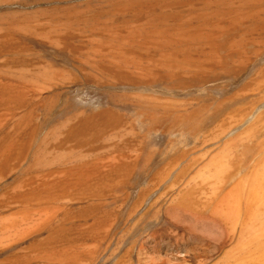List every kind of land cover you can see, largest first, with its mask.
Wrapping results in <instances>:
<instances>
[{
    "label": "rangeland",
    "instance_id": "obj_1",
    "mask_svg": "<svg viewBox=\"0 0 264 264\" xmlns=\"http://www.w3.org/2000/svg\"><path fill=\"white\" fill-rule=\"evenodd\" d=\"M127 1L126 0H117V1L116 0H0V62L2 63V61L3 62L5 61L4 63L11 65V64H13L12 63V57H14V59H16L15 56L18 55V58H19V59L17 58L19 60L18 65L23 61L19 65L18 71L20 68H23L25 66L26 67L30 66L29 68H32L31 70L28 69V71H30V73L32 72L31 74L27 71V68H23L24 73H25V69L27 71V73H25V76H26V74L28 75L25 78L22 76L24 79H26V80L23 79V82L27 81V84H28L29 79L34 80L36 77L38 78L37 80H39V77L42 74H44V75L42 76V78L40 77V81H37V83L42 84L44 80L45 81L48 80L47 79L48 77L51 80V81L48 80L49 83L51 82L50 84L46 81L48 83L47 87H46L47 83H45V81H44V83L46 84L45 87L47 89L45 90L44 87H42V88H44L45 91L37 83L36 84L38 85V87L34 88V86H36V84H34L33 82H36V80H34V81L32 80L33 82L31 81L32 83H29L30 85L33 86L34 92L32 91L31 86L27 85L26 83L25 84L30 88H27L25 90L24 86H26V85L23 84L22 81H18L21 79H19V78L17 79L18 75L20 76V78H22L21 75L23 74L22 73L23 71L21 72L22 73L21 75L19 73V74H17V76H16V73L14 72L15 69H17L16 67L18 65L15 66V64H13L15 66L14 67L15 69L13 67H11V70L13 68V72H11L10 69L7 71L8 67H6V66H8V65H5L4 63L0 64V65H2V67L0 66V70H1L0 76L3 72L4 73L11 72L10 74L8 73L7 75L2 74V76L5 75L7 77L1 76V80H0L1 81L0 82V96L3 93L4 94L6 93L5 95L3 94L1 96L2 98L0 97V138L5 137L6 140H8L7 141L8 143L5 141H4L5 142L4 143L2 141L3 139L0 140V154H1L0 158L2 157L0 159L1 160L0 165H1L2 161L5 159H7V161H8L7 164L11 163L10 165L9 164L7 165V164H5V162H3L6 166L5 167H4V165L0 166L1 167V169H0V173H1V175H0V177H1L0 178V225H1V227H0V229H1V231H0V264H246L247 262H248L247 264H254V262H256L258 260V259H253V258L249 257L248 253H247V251H248L247 248H249V246H250L249 245L250 237L252 236V235H250L251 227L253 225L255 226L256 224L253 221V225H252L251 224L252 220L250 218H249L250 220H248L249 214H248V211H246L244 209V205H243L242 201L240 204L242 208H240V205L236 206V203H233L236 200V199L233 200V198H235V196H237V195H239V196L241 195V198L243 199L242 196L246 192L243 191V189L241 188L242 184H243L242 181H245L246 178H248L250 176L249 172H252L253 170L255 172L258 170V166L260 167V163L262 160L261 158L264 157V124H263L264 123V116H263L264 114L263 115L260 114L261 111H262L261 113L264 112V110H263L264 109V80H263V78H264V66L262 67V65H264V52H262V51H264V49H262L264 47V42H263L264 41V10H263L264 4H262L261 6L260 5L259 6L258 5H246L240 9V8H238L236 3H228L227 0H221V3H224V5H227L226 8L228 10L232 9V11L229 10L231 15H234L236 13L235 11H237L238 15L245 16L244 18H242V17H239L237 19L232 18V21L234 20L237 23L236 29L232 28L227 33H224L216 41H213V40L211 42L209 41L210 45L209 44L203 45L202 44L203 42L199 41V45H200L199 47L194 46L190 43H188L186 45H182L180 47L178 45H171V44H167L165 42H160L157 45L149 44V42H151V39L153 38V34L150 31L151 30H158V29H159L158 31H163L165 29L166 30H169V29L175 30L177 28L187 30L188 27L196 26L197 23H199V25L202 24V25L206 26V31L210 30V31H212V33H214L213 30L210 29L209 24H210V22H217L220 26L224 25V24H222L224 21L221 20V15H223V13L221 11L220 12H218V11L213 12V9L206 8L204 10L199 11V13L198 12H180L178 8L175 9L173 6L180 5V6H183L185 8L186 5H194L195 4L194 6L201 7V6H203L202 5L203 2H206V1L209 2L210 1V2L214 3L215 0H189V1L188 0H184V1H181V0H168V1L167 0H146V1L145 0L144 1L143 0H127ZM143 2H145V3H143ZM132 3H134L136 5H134ZM150 4H152V5H150ZM124 6L126 8H124ZM229 6L231 8H229ZM113 8H114V11H113ZM123 8H124V10H123ZM257 8H259V9L256 10ZM134 9H135V11H134ZM156 9H158V10H156ZM238 9H239V11H238ZM118 10H121V11H118ZM126 11H127V13H126ZM146 12H147V14H146ZM142 13H143V15H142ZM256 13H257V15L259 14L261 16L256 15V18L254 19ZM103 14L104 15L107 14V16H109V17L104 16ZM134 14H135V16H134ZM193 14H194V16H193ZM111 17L113 18L112 20H111ZM144 17H147V18H144ZM224 17H222L223 20H226L227 18L225 17V19H224ZM233 17H235V15ZM88 18L89 19L92 18L91 19L92 21H90ZM102 18H103V20H102ZM142 18H143V21L141 22ZM79 19L81 21H79ZM118 19L121 21L119 22ZM134 19H136V21ZM151 19H153V20H151ZM259 19H260V21H259ZM73 20H75V21H73ZM125 20H127V22ZM197 20H198V22H197ZM69 21L71 23H67ZM128 21H129V23H128ZM62 22H64V24H62ZM146 22H148V23H146ZM262 22H263V25H262ZM65 23H67V24H65ZM78 24H80V25H78ZM81 24H83L84 26L83 25L81 26ZM114 24H115V26H114ZM130 24H131V26H130ZM101 25H103V27ZM119 25L122 28H120ZM157 25H159V26L157 27ZM86 26H89V27H86ZM168 26H169V28H168ZM70 27H71V29H70L71 31L69 30ZM75 27H76V29H75ZM81 27H82V29L84 27L83 30L86 32L88 29L89 34L87 35V33L85 32L87 36L84 35L85 33L81 29ZM132 27H134V28L131 30ZM137 27H138V29H136ZM85 28H86V30H85ZM143 28H145V29H143ZM79 29H81L82 32L79 31ZM98 29H99V31H98ZM103 29H104V32L106 31L105 33L103 32ZM134 29H136V31H134ZM253 29H254V31H252ZM60 31H62L63 33H61ZM110 31H112V32H110ZM120 31H121V33H120ZM199 31H200V29H199ZM242 31L243 32L245 31V32L243 33ZM56 32H58V33H56ZM65 32H67V33H65ZM69 32L71 33V35ZM79 32L82 34H80ZM124 32L126 35L124 34ZM91 33H93L94 36H91L92 35ZM98 33H99V35H98ZM132 33H133V38L139 39V36H140V42L143 41V42H145V44H142L141 47H140V45L136 44L137 46L135 47V45H134L135 40L134 39L132 40V37H131ZM66 34H67V40L64 41L62 38L65 39L66 36L64 37V35H66ZM52 35H54V39H50L51 38L50 36H52ZM89 35H90V37H89ZM256 35H258V36H256ZM56 36H58V37H56ZM95 36H98L99 38L96 37L95 38L96 40H95L94 39ZM161 36H163V35H161ZM215 36H216V34H214L212 36V38ZM48 37H50V38H48ZM123 37L125 38V40L127 39L126 42H124ZM141 37L144 40L141 39ZM256 37H259V38L256 39ZM8 38L11 39V42H9L10 40ZM52 38H53V36H52ZM59 38L63 42L62 43L60 41L61 42V45L59 43L60 46L57 45L59 42ZM74 38H76V40ZM115 38H118L117 41ZM230 38H232V39H230ZM13 39H14V43L16 42L15 45H13L14 44ZM98 39H100V40H98ZM234 40H236V41L234 42ZM252 40L255 42H253ZM84 41H85V45L83 44ZM87 41H88V43H87ZM96 41L101 43V44L98 43V45L100 46L99 48H101V49H99L97 47L98 45H96V43H97ZM67 42H69L70 44ZM94 42H96V43H94ZM102 42H103V44H102ZM113 42H114V44H113ZM131 42H132L133 46H131L132 45ZM10 43H12V44L10 45ZM109 43L113 44L112 46H114L116 44L113 47L114 48L113 50H111L112 46ZM51 44H53V45H51ZM80 44H83V45H80ZM107 44L109 46H111L110 48H108L109 47L108 46L107 47L108 49L106 47H104L105 45L107 46ZM217 44L220 45V47H217L218 46ZM228 44H230V45L228 46ZM65 45H72V46H70L71 50L69 51V49H68L69 46L67 47V49H64ZM95 45H96V47L93 48V46H95ZM118 45H119V47H118ZM151 45H154V46H151ZM11 46H13V48L15 46V49H16L15 50L16 53L14 54L15 56L12 54L13 52H11V51H14V49ZM16 46H17V48H16ZM76 46L78 47V49H76ZM81 46H82V48H81ZM101 46H103V48ZM116 46L118 47L117 48L118 50L120 48V50L125 51L126 54H125V52L117 51V49L115 50ZM79 47L82 50L85 49L86 47H88V48L90 47V50H88V48H86L87 51L86 52H85V50L82 51L84 53V54H82ZM123 47H125L126 49ZM138 47H139V49H138ZM151 47H152V49H150ZM153 47H155L156 50ZM176 47H178V48H176ZM184 47H186V49ZM215 47H217L219 49H217V48L215 49ZM65 48H66V46H65ZM97 48H98L99 52H97ZM122 48L125 50H123ZM238 48H240V49H238ZM106 49H107V52H108V50H110L111 53L114 50L115 51L112 54L111 53L109 54L110 51L106 54H103L105 52H102V51L103 50L106 51ZM136 49H137V51H136ZM225 49H226V51H225ZM237 49H238V52H237ZM253 49H255L256 51ZM8 50H11V51L9 52ZM78 50H79V52H78ZM94 50H96V52L98 54L101 53L102 55L100 54V56L98 57V55L95 53ZM100 50H102V51L100 52ZM177 50L180 52H178ZM4 51H6L7 53ZM139 51H140V53H139ZM162 51H164V52H162ZM212 51L215 52V54H212L213 53ZM75 52H78V53H75ZM118 52L120 53V55H118L119 57L117 56ZM201 52H202V54H201ZM240 52H242V53H240ZM4 53H6V55H7V57H5V58L9 59V60H7V62H6V60H4L5 58L1 60V58L4 56ZM8 53H11L9 57H8V55H9ZM74 53H75V55H72ZM85 53L87 55H85ZM144 53H145V55H144ZM154 53H155V55H154ZM107 54H109V55H107ZM123 54L125 56L127 55L128 57L127 56L125 57ZM207 54H209V56ZM11 55H12V57H11ZM91 55L94 57H92ZM130 55H132V56L134 55L135 57H129ZM186 55L189 59L186 57ZM19 56H22V58ZM145 56H146V58H145ZM231 56H233V57H231ZM25 57H26V59H25ZM114 57H115V59H113ZM141 57H143V58H141ZM183 57L185 60L191 61V63L190 62H186V63L180 62L179 63L178 61H182L181 59H183ZM212 57L215 59L220 57L219 58L220 63L218 65L217 64L214 65V63L211 64V62H206L207 61L206 59H208V60L213 59ZM221 57H222V59H221ZM77 58H78V60H77ZM80 58H82V59H80ZM124 58L125 59L127 58L126 60H129V61L133 59V61H131V62H133V63L135 62V63L134 64L130 63L129 61H126ZM130 58H132V59H130ZM152 58L155 60H152ZM231 58H232V60H231ZM242 58L244 61L242 60ZM248 58H250V60L252 59L251 62H249L250 60ZM23 59H25V61ZM79 59H80V61H79ZM110 59H111V61H110ZM119 59H121V60H119ZM145 59H146V61H144ZM198 59H199V62L192 63L193 61H198ZM81 60H83L85 62L83 63V61H81ZM87 60H89V61H87ZM115 60H116V64H115ZM134 60H136V61H134ZM14 61L16 62V60H14ZM112 61L114 63H112ZM80 62H82L83 64ZM128 62H129V64H128ZM152 62L154 65L152 64ZM242 62L243 63L245 62V63L243 64ZM142 63H144V64L142 65ZM224 63L226 64V66ZM248 63H250V64H248ZM16 64H17V62H16ZM23 64H24V66H23ZM90 64H93V66L95 65V67H93V66L90 67L91 66ZM137 64H139V65H137ZM165 64L168 67L180 66V65L182 66L183 64L185 66H189L192 68H193V66H194V68L200 67L199 68V79L195 80L196 82L198 81L197 84L194 80L189 81V83H188V81H185L182 79L179 80V79H176L175 77L173 79H171L174 76L173 73H170V72L166 73V71L163 72V70H161V68L162 69L166 68ZM239 64H240V66H239ZM103 65H104V67H103ZM131 65H133V66L131 67ZM245 65H246V67H245ZM3 66H5V67H3ZM20 66H23V67H20ZM101 66L103 68H105L106 66H109L111 68H105L106 70H105V72H103L104 69L103 68L101 69ZM128 66H130L129 69L126 68ZM78 67H81L83 69H80V68L78 69ZM85 67H87V68H85ZM96 67H97V69H96ZM98 67H100V69ZM158 67H160V68H158ZM226 67H227V69H226ZM1 68H4V69H1ZM5 68H6V70H5ZM9 68H10V66H9ZM148 68L149 69L152 68L150 70V73H152V74L153 73H155V74L159 73L158 74L159 76L156 78V80L153 79L151 81V79L150 80L146 79V76L149 78L151 76ZM214 68H215V70H214ZM89 69H91V70H89ZM111 69H112V75L110 76L108 74L109 73L111 74ZM119 69L122 71V73H121V71H119ZM122 69H124V70H122ZM159 69H160V71H159ZM200 69H202V71ZM233 69H235L234 70L235 72H232ZM83 70H85L86 72ZM115 71H116L117 76L113 75V73H115ZM92 72H94V74ZM239 72H242L241 75H239ZM13 73H15V74H13ZM53 74H55L56 76H54ZM66 74H68L69 76H67ZM89 74H90V76H89ZM92 74H93V76H95L94 78H93V76H91ZM97 74H99V76ZM137 74L139 76H137ZM235 74H236V77H235ZM254 74H256L257 79H256ZM29 75L31 77H29ZM32 75H36V76L35 77L33 76L34 78H32ZM49 75H52L51 76L52 78ZM87 75L91 78H89ZM143 75H144V77H143ZM160 75L163 78H161ZM62 76H64V78H65V76H67V78L64 80L62 78ZM100 76L102 77L101 78L102 81L99 78ZM113 76H115V78ZM120 76H122V77L120 78ZM132 76H133V78H132ZM56 78H57V80H55ZM103 78H105L106 80L108 79L109 81H106ZM113 78L115 80L112 81ZM122 78L125 80L123 81ZM131 78H132V80L135 79L136 82L132 81ZM41 79H42V82H41ZM91 79H93V80H91ZM157 79H159V80H157ZM170 79H171V81H170ZM252 79H253V81H252ZM154 80L156 82H154ZM247 80H248V82H247ZM121 81H123V82H121ZM128 81H129V83H128ZM250 81L253 83H251ZM108 82H110V83H108ZM120 82L122 83L121 84L122 87L118 86V85H120ZM181 82H183V83H181ZM17 83H19L18 86H17ZM134 83H136V84H134ZM145 83H146V85H144ZM147 83H149V85ZM151 83H152V85H151ZM180 83L183 84L184 86L181 85ZM11 84L13 86H11ZM111 84H112V87H110ZM124 84H125V86L123 88ZM137 84H138V86H137ZM140 84H142V85H140ZM159 84H160V86H157ZM178 84H179V86L181 85V87H179ZM4 85L6 86V88L4 87L6 92L3 90ZM165 85H167V86L165 87ZM244 85H245V87H247L246 89H245ZM10 86H11V88H10ZM129 86L130 87L133 86V88H129ZM252 86H254V87H252ZM242 88L244 90H242ZM20 89L23 91L21 92ZM41 89L44 92L39 93L38 91L39 90L42 91ZM151 89H153L154 91ZM171 89H173V90H171ZM248 89H249V91H247ZM29 90H30V93H29ZM31 91L33 94L31 93ZM126 91H127V93H126ZM133 91H134V93H133ZM150 91H153L154 93L150 92ZM169 91H170V93H172V95L171 94L169 95ZM136 92H138V93H136ZM10 93H12L13 95H11ZM21 93H23V94L21 95ZM124 93L126 94L127 97L124 96L125 95ZM9 94H10V96H9ZM31 94H32V96H31ZM37 94H38V96H37ZM143 94H145L146 96ZM24 95H26V96H24ZM45 95H47V96H45ZM131 95L135 96V98L138 95H143L142 96L143 98H146L147 96L149 97V95H150L151 97L153 96V99H155V100L158 99V101H160L161 103H164V101H165L166 103H169L172 105H166L165 111H163L165 109L164 107H156L154 112H151V110L147 111V109H144L141 106L139 107V105H138L139 103H137V101L135 103L134 101L136 99L134 100V97H132ZM161 95H163V96H161ZM5 96H7V97L5 98ZM15 96L17 97L16 98L17 102L19 101L18 104L15 101L16 100ZM33 96H34V98L26 101L27 99H29ZM13 97H14V99H13L14 101L10 100ZM39 97H40V99H39ZM41 97H42V99H41ZM46 97H48V98H46ZM122 97H123V99H121ZM37 98L39 100H37ZM127 98H128V100L126 101ZM132 98H133V100H132ZM6 99H8V101ZM24 100H25L26 104H24L25 103ZM31 100H33V101L31 102ZM45 100L48 103L44 102ZM35 101L38 102V104ZM39 101H41V103ZM97 101H98V103L95 104V102H97ZM168 101H171V102H168ZM6 102H7V104H6ZM129 102L131 105L129 104ZM27 103H28V105H27ZM44 103H46V104H44ZM161 103H159V104L161 105ZM1 105L3 106V108ZM133 105L135 106L134 108H137V107H139V108L134 109ZM23 106L26 108H23ZM167 107H168V109H167ZM9 108L12 110H10ZM27 109H29V110L31 109V111H28ZM104 109H106L105 111H107V112L109 110V112L108 113L105 112ZM139 109H142V111L143 110H145V111H143V113L140 111L141 113H139V111H138ZM169 109L172 113L168 111ZM15 110H17V111H15ZM98 110L99 111L102 110V114H101V111H100V114L103 116L99 115ZM20 111H21V113H20ZM24 111H26V112H24ZM134 111H137L138 113L134 112ZM27 112H28V114L26 115ZM93 112H95V113H93ZM146 112L153 113L157 119L155 118L154 121H152V119H151L152 122L149 121L148 119L150 117H149V114H147L148 117L146 116ZM164 112H166V113H164ZM92 113L93 114L98 113L97 118H95V115H93ZM104 113L106 114V117H108V122L110 121L111 123H107V122L103 121L105 119ZM144 113H145V116L144 115L141 116ZM76 114H77V116L78 115L79 116L78 117L75 116ZM136 114H138V115L141 114V115L138 116ZM159 114H160V116H159ZM163 114H166V115H163ZM168 114H170V115H168ZM197 114L199 115L198 116L199 118L197 117ZM111 115L112 116L114 115V116L112 117ZM257 115L259 117H257ZM260 115H262V116H260ZM28 116H30V117H28ZM115 116H118L121 119V121L117 117L115 119H113ZM21 117H23V118H21ZM93 117H94V119H92ZM109 117H111V119H113L114 121H116V119L119 120V122L116 121L117 123H115L117 125L114 124L113 120H109ZM143 117H145V118L147 117L148 119L147 118L143 119ZM1 118H3V119H1ZM261 118H263V119L261 120ZM164 119H165V121H164ZM156 120H157V123H156ZM166 120H168L169 122H167ZM180 120L181 121L183 120V121L181 122ZM86 121L88 122L87 125L85 123ZM31 122L34 123L33 125L37 130H34V129L32 130L33 126L31 125L32 124ZM95 122H99V124L98 123L95 124ZM103 122L105 124L104 130L109 129L108 130L109 134H108V132H106L107 134L105 135V131H107V130L104 131L101 129V127L103 126V124H102ZM150 122L152 123L151 125L149 124ZM254 122H256V123H254ZM27 123H28V125H27ZM78 123H79V125H78ZM119 123H121V124H119ZM247 123L249 125L251 124V126H248ZM80 124H83V125H80ZM24 125H26V126H24ZM91 125H93L95 127H93V126L91 127ZM100 125H102V126H100ZM106 125H108L107 128H106ZM109 125H112V131H111V127ZM1 126L3 127L2 129H1ZM7 126L8 127L10 126V128H8ZM97 126L98 127L100 126V128H98ZM113 126L116 129V131L113 129ZM245 126H247V128ZM84 127H85V129H84ZM242 127H243V129H242ZM29 128L31 129V131L29 130ZM58 128H60V129H58ZM249 128L251 130L253 128V130L250 131ZM72 129L74 131L76 129V131L78 133H76V131L74 132ZM77 129H79V130H77ZM94 129L95 130L98 129L101 132L104 131L103 133L105 136L103 135V133H101L103 135V137H100L101 136L100 131H98L99 132L98 133ZM254 129H255V131H254ZM11 130H12V133H10ZM246 130H248V132L249 131L250 132L248 133ZM6 131H8L7 133H10V134H7ZM32 131H34V132L37 131L38 134L37 135L36 134H34V135L30 134V133H32ZM53 131H55V132L53 133ZM24 132L26 134H24ZM49 132H51V134H49ZM57 132H59V133L57 134ZM65 132H66V135H65L66 138H64ZM72 132H73V134H72ZM122 132H124V133H122ZM3 133H4V135H3ZM97 133H98V135H97L98 139L94 138V137H96V135L92 136V135L97 134ZM243 133L246 134V136L243 135ZM5 134H6V136H5ZM12 134H13V136H14V134H16V135L14 137L12 136L11 137L12 140H11L9 138H10V135H12ZM47 134H49V135H47ZM70 134H72L73 137H71ZM116 134L118 135L117 137H116ZM18 135H19V139L17 138ZM45 135H47V136H45ZM69 135H70V138H73L72 140H74L75 142L76 141H78V142L75 143L72 140H70V138L68 137ZM121 135H123V136H121ZM24 136H25V138H23ZM49 136L51 138H49ZM76 136L79 138H77ZM28 137H30V138H28ZM34 137H36L35 142H34V140H35ZM87 137H91V138H89L87 140ZM99 137H100V139H99ZM230 137H232V139H229ZM235 137H236V139L237 138L238 139L236 140ZM62 138H64L65 140H63ZM245 138L246 139L248 138V140H246ZM25 139H27L30 142V144L33 143L31 146L29 144V146L31 147L30 148L31 151H30V149L28 150V147H29L28 144L25 142H22V141H26ZM48 139H50V140H48ZM66 139L70 140V141H67ZM227 139L229 141H227ZM234 139H235V142L233 141ZM244 139H245V141H244ZM15 140H17L18 142H16ZM85 140H87V142H89V144L88 143L86 144ZM89 140H91V141H89ZM13 141H14V143H13ZM19 141H20V143H19ZM28 141H26V142H28ZM45 141L47 142V144ZM61 141H62V143H61ZM226 141L229 143L226 144L227 143ZM259 141L262 142L263 146L259 145V144H261V142H259ZM39 142H42V143H40L41 145L39 144ZM43 142H44V144H43ZM70 142H72V143L70 144ZM83 142L85 143V145H83V146H85V149H83L84 147H82V145H81V144H84ZM24 143H25V145L27 144L26 145L27 150H24L26 148L25 145L23 146ZM35 143H38V144H35ZM59 143H61V144H59ZM74 143L77 146L79 144V147H81V148L76 147V148L71 149V147H73ZM112 143H114V144L118 143L119 147H118V144L115 146H110V145H113ZM256 143H257V145H256ZM6 144L8 145L7 148L10 147V148H8V150L6 148ZM14 144H18V145H16V147L13 149V146H15ZM53 144H54V146H53ZM224 144H226L225 146L228 147L227 149H225V147H224V149H225L224 151L226 153V150H227V153L229 154V155L226 154L227 156L225 155V157H224V153H223L224 151L222 150L223 147H221V149L219 148L220 150H218V147L222 146V145L224 146ZM254 144L258 148L254 147L255 146ZM1 145L3 146V148L1 147ZM33 145L34 146L37 145V146L34 147ZM63 145H64V147H63ZM76 145H74V147ZM17 146H18V149H17ZM22 146H23V148H21ZM50 146H51V148H49ZM66 146L67 147L69 146L68 149L67 148L64 149ZM259 146H262V147H259ZM4 147L6 149H4ZM32 147H33V149H32ZM39 148L43 151H41ZM59 148H62V149H59ZM245 148H247V150H245ZM19 149L23 150L22 151L23 154L20 152H18L19 154L17 153V151ZM259 149H260V152L258 151ZM21 150H19V151H21ZM34 150H36V151H34ZM14 151L17 154H15V156L14 155L12 156V153L10 154V152H14ZM56 151H57V153H55ZM70 151H71V153H70ZM80 151H82V152H80ZM83 151H84V153H83ZM257 151L259 154L257 153ZM218 152L222 153L221 155H223V156H221ZM215 153H217L219 155L215 156ZM50 154H51V156H50ZM80 154H82L81 157H79ZM119 154H121V155L116 157V158L114 157L115 155L117 156ZM211 154H212L213 158L209 157V156H211ZM26 155H28L27 156L28 158H30V156H32V157L30 159H28L27 157H25ZM53 156H54V158H53ZM90 156H92V159L90 158ZM219 156L223 157L222 159L226 158L224 160L230 159L229 157L232 156L231 159L227 160V161L231 162L233 159H235L236 164L238 161H239V163H241L240 161H243L242 162L243 164H241V165L238 164L240 167L239 168L238 165L234 167L235 161H232L233 165H232V162L231 163L228 162V164H227V161H226V163H225V161H222V163H221L222 159L219 161L218 159L221 158ZM233 156H235V157L238 156L239 158L238 157L233 158ZM36 157H37V160H36ZM67 157H68V159H66ZM208 157L210 158L209 161H212V160L214 161V162L212 161L211 164L212 163L214 164L215 162H217L216 163L217 165L214 164V166H212L213 168H211L212 171L210 170V172H208L209 170L208 171L206 170V167L202 163L204 160H206L205 158H208ZM21 158L25 159V161L20 160ZM79 158H81V159H79ZM82 158H83V160H82ZM97 158H100V160ZM102 158H103V160H101ZM114 158L116 161H114ZM125 158H127V159H125ZM259 158H260V160H259ZM8 159H10V160L14 159V160H12V162L11 161L9 162ZM60 159H61V162H60ZM95 159H97V160L94 163L93 160H95ZM123 159L125 162L123 161ZM239 159H242V160H239ZM257 159L259 161H257ZM86 160H87V162H84ZM120 160H121V162H120ZM215 160H217V161H215ZM13 161H15V163ZM62 161H64V162H62ZM22 162H23V165H21ZM24 162L27 163V165H26V166H28L27 168H24L25 167ZM78 162H79V164H80V162L83 163L82 166H84V171H86V169H88V166L90 163L93 166L90 164L91 167H89L90 169H88L85 172L86 173L85 174V173H83V170H82L83 167H81L82 169L81 168L79 169V166H81V165H77ZM97 162H98V165H97ZM16 163L17 164L19 163L17 167H16V165H17ZM74 163L78 169L76 168V166L74 167ZM123 163L124 164L126 163V164L124 165ZM204 163H205V165H208L207 160ZM12 164L13 165L16 164V165H14L15 167ZM32 164L34 166H32ZM61 164H64L67 169L63 168L64 165L60 166ZM200 164L201 165L203 164L202 167H204L205 169L204 168L200 169L201 168ZM209 164H210V162H209ZM223 164H225L226 167ZM229 164L231 165L230 167H229ZM11 165L14 167L13 168L14 171L12 170V173L7 172V171H11L9 169V168H12ZM54 165H55V167H53ZM252 165H254V167ZM21 166H22V168H24V170L22 169L24 172L21 171ZM30 166H31V168H30L31 171H29V169H28ZM49 166H51V167H49ZM94 166H95V168H94ZM96 166L99 167V170L97 169ZM105 166L107 168H105ZM218 166H219V170H220V168L222 169L221 172L217 170ZM56 167H57V169L63 168L61 170L62 172L56 170L57 171V173H56L55 172ZM69 167L70 168L73 167L72 170L68 169ZM100 167H101V169H100ZM119 167H122L123 170L121 168L122 171L119 170V172H116ZM208 167H209V165H208ZM237 167L239 170L238 172H237ZM251 167L253 170L251 169ZM15 168H17L18 170L16 171ZM19 168H20V170H19ZM36 168H38V170ZM93 168H94V170H91ZM227 168H229V169L227 170ZM231 168H233V169L230 171ZM75 169L78 171L82 170V172H81L82 174L79 172H76ZM106 169H108L107 173L105 171L104 172L105 174H104L103 171ZM197 169H199V171ZM249 169H251L252 171ZM100 170H102V173L104 175H106L105 177H103L102 176L103 174L99 172ZM200 170H204V171H200ZM214 170H217V171H214ZM91 171H98L99 174H95L97 172H91ZM206 171L208 173H211V176H210V174H208L211 178L208 177V175L206 174ZM224 171H226L227 173ZM246 171L248 172V174H246L247 173ZM15 172L17 173L16 179L14 178V176L16 174ZM58 172H59V174H58ZM73 172H75V173H73ZM195 172H197V174ZM219 172H220V174H219ZM244 172H246L245 173L246 176L243 175ZM4 173L5 174L8 173V175L5 176ZM87 173H89L90 176ZM215 173H216L217 177L215 176ZM40 174H41V176H40ZM202 174H203V176H201V178L199 179L200 175H202ZM204 174L206 177H204ZM18 175H19V177H18ZM20 175H21L22 179H21ZM29 175H30V177H29ZM64 175L65 176L67 175L66 176L67 178ZM197 175H199V176H197ZM78 176H79V178H78ZM87 176H89V177H87ZM92 176H95V177H92ZM218 176H219V178H218ZM226 176H228L229 178H227ZM233 176H235V177H233ZM241 176H245L246 178L241 177ZM63 177H65L66 179ZM90 177L93 178V180ZM231 177H233L232 180H230ZM238 177H239V179H238ZM28 178H29V180H27ZM58 178H60V180ZM84 178H85L86 182L83 180ZM101 178H105L107 181L104 179L101 182L100 181ZM203 178H205V179L210 178V179H208V181L207 180L204 181L205 182L204 184L208 185V186H206V185L205 186L209 189L210 192L207 190L206 187L203 186L204 184L201 183L202 181L201 182L199 181V180H202ZM216 178H218L219 180ZM244 178H245V180H244ZM14 179L16 181V185L12 183V182L15 183ZM40 179H41V182L43 181V183H40ZM63 179H64V181L66 180V183L67 182L68 183L66 184L65 182H63L62 181ZM79 179H82V180H80V182L83 184V181H84L85 184L81 185V184H79L80 182L77 183L79 181ZM228 179L230 182L228 181ZM234 179H236L237 181ZM210 180H212L213 182L212 181L210 182ZM215 180L217 181V183L219 181L217 186L215 185L216 184ZM29 181H30V183H28ZM46 181H47L46 187H43L42 185L45 186ZM57 181H58V183H57ZM60 181H61V185H60ZM87 181H90L92 184L94 182V184L92 185L90 182L87 183ZM224 181L226 183H224ZM209 182L213 183V184H210ZM231 182L232 183L234 182V183L232 184ZM235 182H237L238 184H241V186L237 185V184L235 185ZM25 183L26 184L28 183V185L32 184L33 188L31 186L26 185ZM37 183H39V184H37ZM101 183H102V185H101ZM11 184H13L14 186ZM97 184H99L97 186L99 191L95 189L96 188L95 186ZM225 184H228V186ZM25 185H26V187H25ZM37 185L41 186L40 188H42V189H40ZM50 185H52V187ZM68 185H69L70 189L68 187H66ZM79 185H80V187H79ZM104 185H107V186H104ZM213 185L215 187H213ZM218 185L221 186L220 187L221 189L225 188V190H224V193L226 192L225 195H224V193H222L223 190H221ZM222 185L225 187H222ZM58 186H59V188H62L64 190L57 188ZM90 186L92 188L91 191L89 190ZM229 186L232 188H230ZM235 186L237 187L236 190L234 189ZM88 187H89V189H88ZM217 187L222 192L218 191V193H217L216 191L219 190V189L216 190ZM13 188H14V190H13ZM35 188H39V190H36ZM82 188H83V190H81ZM84 188L85 189L87 188V190L85 191ZM105 188H107V189L105 190ZM192 188H193V191H192ZM238 188H240V189L238 190ZM25 189H27V190H25ZM29 189L30 190L32 189V190L30 191V194L29 193L27 194V192H29ZM57 189H59V190H57ZM204 189H205V191H204ZM33 190L34 191L36 190L39 192H37V194H36L35 193L36 191L34 192ZM206 190H207V192H206ZM42 191H44L45 193ZM55 191L59 192V194L56 193ZM185 191H187V192H185ZM199 191H200V193H199ZM10 192L11 193L13 192L12 194L14 197L12 198V200H11L12 194H10ZM23 192H26V194H24ZM31 192L35 193L39 197H40V195L41 196L45 195L43 197V199H45V200L33 197L36 195H34L33 193L31 194ZM81 192L82 193L85 192V193L81 194ZM91 192L93 194L96 193V197H95V195L92 196ZM190 192L191 193L193 192V193L191 194ZM229 192H233L235 194L233 195V193L230 194ZM49 193H50V195H49ZM79 193H80V195L78 197L77 194H79ZM188 193H189V196H187ZM204 193H207V195L205 194L206 195L205 196ZM220 193H221V195L222 194L224 195V196L222 195L223 200H222V196H220V199L217 200L219 198L217 195H219ZM73 194L76 196H74ZM201 194H202V196H201ZM208 194H210V195H208ZM8 195H10V196H8ZM30 195L32 196V198L28 199V197ZM55 195H56V197H55ZM22 196H24V197L21 198ZM211 196L212 197L214 196V197L212 198ZM225 196H226V198H225ZM25 197H27L26 200H25ZM46 197H48V198H46ZM54 197L56 199V203L54 202L55 201ZM60 197H62V198L60 199ZM98 197L102 198V202ZM186 197H188V198L186 199ZM33 198L34 199L36 198V199L31 204V202H32L31 200H34ZM87 198L89 200L91 198V200H90L91 202H89V200ZM182 198L185 200V202H184V200L182 201ZM203 198H205V199L203 200ZM210 198H212L213 200ZM22 199L25 200V202L20 201ZM38 199L42 200V202L45 201V203L50 202L52 199V201H53L52 203L50 202V203H47L45 205L53 204L54 206H56V209L53 205H51L53 207H50V206L44 207L43 205L39 206V204L37 203L38 205L36 206V202L40 201ZM49 199H50V201H49ZM65 199H66V202H65ZM179 199H180V201H182L181 203L179 202ZM209 199L212 202L208 203ZM57 200H58V202H57ZM60 200H62V201H60ZM11 201L17 202L13 206L14 209L11 207V205L9 206L10 203H8V202H11ZM98 201H99V203H98ZM176 201H178V202H176ZM192 201H193V204L195 202L194 205H192ZM63 202H65V203H63ZM67 202H69V204ZM183 202L186 205L189 202L188 206L189 207L191 206V207L189 208L186 205H185L186 206L185 207L184 204L182 205ZM230 202H231V204H230ZM12 203H14V202H12ZM59 203H60V205H59ZM177 203H179V206L181 204V206H180L181 209L179 208ZM215 203L218 205L217 206L218 208L216 207ZM5 204H7L8 206ZM22 204L23 205L25 204V207H26V205H28V208H25V210L29 209V206H30L29 204L33 205V208H30L28 211H25L27 216L25 215V213H23V214H21L22 215V217H21V215L15 214L14 211L15 210H16L15 212L22 211L20 209V208L24 207ZM55 204H58V205H55ZM212 204H214V205H212ZM233 204L235 207L233 206ZM34 205H35V207H34ZM97 205H98V207H97ZM195 205H197V206L195 207ZM198 205L199 206L204 205V211L205 212L202 211L203 209L202 210L199 209L202 207H199ZM64 206H66V207H64ZM183 206H184V208H183ZM231 206H233V207H231ZM10 207H11V209H10ZM89 207H90V209L88 211ZM194 207L196 209L202 211V212H200V211H199V213L196 212L195 211L196 209ZM212 207H213V209H212ZM238 207L241 210H238ZM51 208L55 209L54 212H56V213L53 212V214H55V216H53V215L52 216L55 217L56 219L49 216V213H50L49 210H51ZM182 208L186 209V210L189 209V210L188 211L184 210L185 211V213H184V211H182ZM231 208L234 209V211H232ZM18 209H19V211H18ZM36 209H39V210H36ZM45 209H48V210H45ZM53 209H52V211H53ZM67 209H68V211H67ZM208 209H209V211H208ZM212 210H214L216 212H212ZM229 210L232 213L233 212H235V213L232 214L231 212H229ZM32 211L34 213H32ZM210 211L213 214L215 213L214 214L215 217L212 216L213 214ZM22 212H24V210ZM90 212H92V213L90 214ZM217 212H218V215H217ZM240 212H242V213H240ZM29 213L33 214L34 217H33V215L30 216ZM47 213H48V216H47ZM65 213H67L68 215ZM260 213L264 217V209H261ZM12 214H15L17 216L14 217V215L12 216ZM51 214H52V212H51ZM97 214L99 215V217L100 216L101 217L99 218ZM202 214H204L205 218H206V216H208V218H210L212 216V218H210V219L206 218L207 220L205 219L206 221H203L204 216H201ZM220 214L221 215L224 214V215L221 216ZM244 214L246 215V218H245ZM64 215H65V217H64ZM66 215L70 216L69 218L71 219V222H68V223L66 222V220L68 221V219H69V218H67ZM216 215L220 219H222V224L218 222V220H220V219ZM28 216H29V218L26 219ZM92 216L95 218H93ZM199 216H201V217H199ZM91 217H92V219H91ZM263 217L261 218L260 215L258 216L257 221H256L257 225H258V223L261 225H262V223H264ZM59 218L61 220H63V218H65L66 220H63V222H59L60 221ZM97 218H99V219H97ZM200 218L203 220H201ZM223 218L225 219V222L223 221ZM23 219H24V221H23ZM93 219H94V221H93ZM40 220H42V221H40ZM54 220H55V222H54ZM100 220H102V221H100ZM215 220H216V222H214ZM11 221L12 222L14 221V223H15V221H17L19 224L17 225V227H14L15 224L12 223ZM2 222H3V225H5L6 227L9 228V229L7 228L8 230L4 229V228H6L5 226H4V228L2 227L3 226ZM57 222L60 224L62 223V224L61 225L59 224V226H58ZM97 222H99V224ZM213 222H214V225H211V224H213ZM5 223H8V225ZM11 223H12V225H11ZM46 223L47 224L49 223V227L47 226ZM50 223L55 224L53 226V229L50 227ZM69 223H70V226H69ZM249 223H250V226H248L249 227V229H248L247 225H249ZM9 224L11 226H13V228H11V226ZM45 225L47 226V229H46ZM33 226L36 227L34 230H36L38 228V231L41 227L42 228L44 227V229L41 228V232L39 231L40 233L36 231L35 235L39 234L40 237L38 235L36 236V237H38L39 240L35 237V235H33L35 233V231H33L34 233H32V231H31V230H33ZM55 227H58V228L61 227V229H57V228L55 229ZM88 227L90 230L88 229ZM246 227H247V229H246ZM50 228L53 231L49 230ZM67 228H68V231H67ZM54 229H55V232H56V230L61 231L60 233L58 231L55 234L59 235L58 239H60L61 242L66 241V243L65 242L61 243L60 241H59L60 244H53V242L50 243L49 237H52L51 240H53V241L56 238L55 237L53 239V237L56 236V235H54ZM25 230H27V232L31 231V233L33 235V239H32V236L28 237L29 234L31 235V233L28 232L29 234L27 233V236L25 235L26 238L27 237L28 238L23 240V238H25V237H23L21 239L22 241L21 240L19 241V239L21 238L20 237L21 234ZM45 230L47 231L46 233L51 232V233H49L50 236H49V234L48 235L46 234L48 237L45 236V233H44ZM62 230H63V232H62ZM3 236L4 237L6 236L8 238H6V237L4 238ZM22 236H23V234H22ZM1 237H2V240H1ZM43 237H44V240L40 239ZM46 237L48 238V240ZM66 237H68L69 239H71L73 241L72 242H71V240L67 241L68 238L66 239ZM14 238H15V241H12ZM64 238H65V240H64ZM28 239L30 240V242H33L32 240H34V242H36L35 240H38L39 242L37 241L36 243H39L41 246L38 244L36 245V243L34 244V242H33V245H31V243L29 242ZM9 240H11V241H9ZM40 240L42 242L43 241H46V242L40 243ZM56 240H57V238H56ZM50 244H53V245H50ZM245 247H247V248H245ZM39 251L46 252L49 254L51 253L52 255L50 256L49 254H45L42 252L40 254H38ZM41 254H43V256H41ZM44 254H45V256H47V255L48 256L45 257ZM229 257H231L232 259ZM225 258H228V259H225ZM225 260H227V261H225ZM260 262H263V260L259 261L258 263L260 264Z\"/></svg>",
    "mask_w": 264,
    "mask_h": 264
},
{
    "label": "bare ground",
    "instance_id": "obj_2",
    "mask_svg": "<svg viewBox=\"0 0 264 264\" xmlns=\"http://www.w3.org/2000/svg\"><path fill=\"white\" fill-rule=\"evenodd\" d=\"M116 1H117V0H116ZM126 1H127V0H126ZM143 1H144V0H143ZM145 1H146V0H145ZM167 1H168V0H167ZM181 1H184V0H181ZM188 1H189V0H188ZM227 1H228V3H236L237 6H238V8H240V9H241L243 6H246V5H258V6L260 5V6H261L262 4H264V0H227ZM120 2H121V1H120ZM127 2H128V1H127ZM133 2H134V1H133ZM224 2H225V1H224ZM130 3H131V2H130ZM143 3H145V2H143ZM153 3H154V2H153ZM166 3H167V2H166ZM124 4H125V3H124ZM132 4H134V3H132ZM138 4H139V3H138ZM125 5H126V4H125ZM134 5H136V4H134ZM150 5H152V4H150ZM194 5H195V4H194ZM194 5H186L185 8H184L183 6H180V5H178V6H173V7H174L175 9L178 8L180 12H198V13H199V11L204 10V9H206V8H208V9H213V12H217V11L220 12V11H221V12L223 13V15H221V20L224 21V22L222 23V24H224V25H223V26H220L217 22H210V24H209L210 29L213 30L214 33H212V31H210V30H209V31H206V26H205V25H202V24L199 25V23H197L196 26L188 27L187 30H185V29H179V28H177V29H175V30H173V29L166 30V29H165V30H163V31H158L159 29H158V30H151L150 32L153 34V38L151 39V42H149V44L157 45V44L160 43V42H165V43H167V44L178 45V46L181 47L182 45H186V44L190 43V44H192V45H194V46H198V47H199V46H200V45H199V41H200V42H203V43H202L203 45H204V44H209V45H210V42H211L212 40H213V41H216V40H218V39H219L224 33H227V32L230 31L232 28H233V29H236V27H237V23H236L234 20L232 21V18H236V19H237V18H239V17H242V18L245 17V16H243V15H242V16H241V15H238V14H237V11H235V12H236V13L234 14L235 17H233L234 15H231V14H230V11H229V10L232 11V9H229V10H228V9L226 8L227 5H224V3H221V0H219V1H218V0L216 1V0H215L214 3L210 2V1H209V2H208V1L203 2V4H202L203 6H201V7H199V6H194ZM232 5H233V4H232ZM147 7H148V6H147ZM262 7H263V6H262ZM121 8H122V7H121ZM124 8H126V7L124 6ZM124 8H123V10H124ZM133 8H134V7H133ZM133 8H132V9H133ZM155 8H156V7H155ZM159 8H160V7H159ZM229 8H231V7L229 6ZM119 9H120V8H119ZM136 9H137V8H136ZM140 9H141V8H140ZM145 9H146V8H145ZM150 9H151V8H150ZM150 9H149V10H150ZM233 9H234V8H233ZM247 9H248V8H247ZM247 9H246V10H247ZM258 9H259V8H257L256 10H258ZM156 10H158V9H156ZM156 10H155V11H156ZM263 10H264V9H263ZM113 11H114V8H113ZM118 11H121V10H118ZM134 11H135V9H134ZM140 11H141V10H140ZM238 11H239V9H238ZM261 11H262V10H261ZM149 12H150V11H149ZM151 12H152V11H151ZM163 12H164V11H163ZM177 12H178V11H177ZM180 12H179V13H180ZM247 12H248V11H247ZM106 13H107V12H106ZM108 13H109V12H108ZM122 13H123V12H122ZM124 13H125V12H124ZM126 13H127V11H126ZM130 13H131V12H130ZM130 13H129V14H130ZM133 13H134V12H133ZM153 13H154V12H153ZM114 14H115V13H114ZM136 14H137V13H136ZM138 14H139V13H138ZM146 14H147V12H146ZM160 14H161V13H160ZM173 14H174V13H173ZM176 14H177V13H176ZM188 14H189V13H188ZM188 14H187V15H188ZM103 15H104V14H103ZM109 15H110V14H109ZM142 15H143V13H142ZM256 15H257V13L255 14V17L253 16L254 19L256 18ZM258 15H259V14H258ZM258 15H257V16H258ZM104 16H107V14L104 15ZM114 16H115V15H114ZM132 16H133V15H132ZM134 16H135V14H134ZM146 16H147V15H146ZM150 16H151V15H150ZM160 16H161V15H160ZM193 16H194V14H193ZM224 16L228 19V20L226 19L227 21H226V20H223L222 17H224ZM259 16H261V15H259ZM101 17H102V16H101ZM107 17H109V16H107ZM121 17H122V16H121ZM126 17H127V16H126ZM147 17H148V16H147ZM147 17H144V18H147ZM225 17H224V19H225ZM94 18H95V17H94ZM96 18H97V17H96ZM99 18H100V17H99ZM105 18H106V17H105ZM258 18H259V17H258ZM258 18H257V19H258ZM88 19H89V18H88ZM91 19H92V18H91ZM91 19H89V20L92 21ZM106 19H107V18H106ZM108 19H109V18H108ZM112 19H113V18L111 17V20H112ZM252 19H253V18H252ZM252 19H251V20H252ZM76 20H77V19H76ZM89 20H88V21H89ZM102 20H103V18H102ZM109 20H110V19H109ZM122 20H123V19H122ZM127 20H128V19H127ZM127 20H125V21L127 22ZM132 20H133V19H132ZM134 20L136 21V19H134ZM145 20H146V19H145ZM151 20H153V19H151ZM241 20H242V19H241ZM248 20H249V19H248ZM73 21H75V20H73ZM79 21H81V20L79 19ZM86 21H87V20H86ZM95 21H96V20H95ZM118 21L120 22L121 20L118 19ZM142 21H143V18H142L141 22H142ZM176 21H177V20H176ZM243 21H244V20H243ZM259 21H260V19H259ZM112 22H113V21H112ZM197 22H198V20H197ZM67 23H71V22L69 21V22H67ZM67 23H65V24H67ZM79 23H80V22H79ZM81 23H82V22H81ZM88 23H89V22H88ZM98 23H99V22H98ZM128 23H129V21H128ZM146 23H148V22H146ZM161 23H162V22H161ZM189 23H190V22H189ZM238 23H239V22H238ZM245 23H246V22H245ZM260 23H261V22H260ZM60 24H61V23H60ZM62 24H64V22H62ZM93 24H94V23H93ZM93 24H92V25H93ZM102 24H103V23H102ZM107 24H108V23H107ZM115 24H116V23H115ZM115 24H114V26H115ZM132 24H133V23H132ZM139 24H140V23H139ZM203 24H204V23H203ZM246 24H247V23H246ZM73 25H74V24H73ZM78 25H80V24H78ZM78 25H77V26H78ZM82 25H83V24H81V26H82ZM86 25H87V24H86ZM135 25H136V24H135ZM135 25H134V26H135ZM248 25H249V24H248ZM262 25H263V22H262ZM77 26H76V27H77ZM83 26H84V25H83ZM101 26L103 27V25H101ZM114 26H113V27H114ZM128 26H129V25H128ZM130 26H131V24H130ZM158 26H159V25H157V27H158ZM253 26H254V25H253ZM259 26H260V25H259ZM59 27H60V26H59ZM76 27H75V29H76ZM86 27H89V26H86ZM92 27H93V26H92ZM119 27H120V25H119ZM249 27H250V26H249ZM260 27H261V26H260ZM64 28H65V27H64ZM67 28H68V27H67ZM110 28H111V27H110ZM120 28H122V27H120ZM133 28H134V27H132L131 30H132ZM146 28H147V27H146ZM164 28H165V27H164ZM168 28H169V26H168ZM207 28H208V27H207ZM255 28H256V27H255ZM70 29H71V27L69 28V30H70ZM72 29H73V28H72ZM81 29H82V27H81ZM81 29H79V31L82 32V30L84 29V27H83L82 30H81ZM90 29H91V28H90ZM101 29H102V28H101ZM107 29H108V28H107ZM136 29H138V27H137ZM136 29H134V31H136ZM143 29H145V28H143ZM199 29H200V31H199ZM247 29H248V28H247ZM73 30H74V29H73ZM85 30H86V28H85ZM94 30H95V29H94ZM129 30H130V29H129ZM131 30H130V31H131ZM149 30H150V29H149ZM255 30H256V29H255ZM58 31H59V30H58ZM70 31H71V30H70ZM83 31H84V30H83ZM96 31H97V30H96ZM98 31H99V29H98ZM113 31H114V30H113ZM121 31H122V30H121ZM121 31H120V33H121ZM125 31H126V30H125ZM252 31H254V29H253ZM258 31H259V30H258ZM60 32L63 33L62 31H60ZM85 32H86V31H84V33H85ZM103 32H104V29H103ZM105 32H106V31H105ZM105 32H104V33H105ZM110 32H112V31H110ZM138 32H139V31H138ZM242 32H243V31H242ZM244 32H245V31H244ZM244 32H243V33H244ZM250 32H251V31H250ZM256 32H257V31H256ZM56 33H58V32H56ZM65 33H67V32H65ZM69 33H70V32H69ZM79 33H80V32H79ZM79 33H78V34H79ZM86 33H87V35L89 34V33H88V29H87V32H86ZM86 33L84 34L85 36H87ZM93 33H94V32H93ZM93 33H91L92 35H91V34H90V35H91V36H94ZM99 33H100V32H99ZM99 33H98V35H99ZM101 33H102V32H101ZM128 33H129V32H128ZM128 33H127V34H128ZM136 33H137V32H136ZM253 33H254V32H253ZM262 33H263V32H262ZM54 34H55V33H54ZM80 34H82V33H80ZM95 34H96V33H95ZM109 34H110V33H109ZM111 34H112V33H111ZM124 34H125V32H124ZM129 34H130V33H129ZM139 34H140V33H139ZM214 34H216V36L212 38V36H213ZM229 34H230V33H229ZM70 35H71V33H70ZM76 35H77V34H76ZM90 35H89V37H90ZM100 35H101V34H100ZM113 35H114V34H113ZM125 35H126V34H125ZM134 35H135V34H134ZM140 35H141V34H140ZM161 35H163V36H161ZM238 35H239V34H238ZM244 35H245V34H244ZM52 36H53V38H52ZM52 36H50L51 38H50V37H48V38H50V39H54V35H52ZM65 36H66V37H65ZM74 36H75V35H74ZM141 36H142V35H141ZM254 36H255V35H254ZM256 36H258V35H256ZM56 37H58V36H56ZM64 37H65V39H64V38H62V39H63L64 41L67 40V34L64 35ZM68 37H69V36H68ZM75 37H76V36H75ZM89 37H88V38H89ZM96 37H98V36H95L94 39H95ZM100 37H101V36H100ZM131 37H132V40H133V39L135 40V41H134V45H135V47H136L137 45H140V47H141L142 44H145V42H143V41L140 42V36H139V39H138V38H133V33H132V36H131ZM136 37H137V36H136ZM246 37H247V36H246ZM249 37H250V36H249ZM252 37H253V36H252ZM6 38H7V37H6ZM11 38H12V37H11ZM85 38H86V37H85ZM91 38H92V37H91ZM91 38H90V39H91ZM98 38H99V37H98ZM110 38H111V37H110ZM112 38H113V37H112ZM123 38H124V37H123ZM146 38H147V37H146ZM257 38H259V37H256V39H257ZM262 38H263V37H262ZM8 39H9V38H8ZM8 39H7V40H8ZM74 39L76 40V38H74ZM106 39H107V38H106ZM108 39H109V38H108ZM113 39H114V38H113ZM115 39H116V41H117L118 38H115ZM137 39H138L139 41H138ZM141 39H143V38L141 37ZM225 39H226V38H225ZM228 39H229V38H228ZM228 39H227V40H228ZM230 39H232V38H230ZM240 39H241V38H240ZM252 39H253V38H252ZM9 40H10V41H9ZM9 40H8V41L11 42V39H9ZM69 40H70V39H69ZM69 40H68V41H69ZM83 40H84V39H83ZM83 40H82V41H83ZM95 40H96V39H95ZM98 40H100V39H98ZM101 40H102V39H101ZM128 40H129V39H128ZM143 40H144V39H143ZM223 40H224V39H223ZM8 41H7V42H8ZM49 41H50V40H49ZM51 41H52V40H51ZM54 41H55V40H54ZM60 41L62 42V40H60V38H59V42H58V44H57L58 46L61 45V42H60ZM85 41H86V40H85ZM85 41H84V43H83L84 45H85ZM88 41H89V40H88ZM88 41H87V43H88ZM109 41H110V40H109ZM118 41H119V40H118ZM126 41H127V39L125 40V38H124V42H126ZM209 41H210V42H209ZM225 41H226V40H225ZM229 41H230V40H229ZM235 41H236V40H234V42H235ZM238 41H239V40H238ZM252 41H253V40H252ZM71 42H72V41H71ZM96 42H97V43H96ZM96 42H94V43H96V45H98L99 42H98V41H96ZM110 42H111V41H110ZM122 42H123V41H122ZM220 42H221V41H220ZM232 42H233V41H232ZM253 42H255V41H253ZM263 42H264V41H263ZM13 43H14V39H13ZM15 43H16V42H15ZM15 43H14L13 45H15ZM59 43H60V45H59ZM62 43H63V42H62ZM67 43H69V42H67ZM80 43H81V42H80ZM87 43H86V44H87ZM115 43H116V42H115ZM128 43H129V42H128ZM128 43H127V44H128ZM229 43H230V42H229ZM11 44H12V43H10V45H11ZM69 44H70V43H69ZM74 44H75V43H74ZM74 44H73V45H74ZM83 44H80V45H83ZM99 44H101V43H99ZM102 44H103V42H102ZM109 44H110V43H109ZM113 44H114V42H113ZM113 44H110V45L112 46ZM131 44H132V42H131ZM136 44H137V45H136ZM226 44H227V43H226ZM51 45H53V44H51ZM76 45H77V44H76ZM90 45H91V44H90ZM92 45H93V44H92ZM96 45L93 46V48L96 47ZM115 45H116V44H115ZM115 45H114V46H115ZM119 45H120V44H119ZM119 45H118V47H119ZM154 45H151V46H154ZM217 45H218V44H217ZM222 45H223V44H222ZM222 45H221V46H222ZM229 45H230V44H228V46H229ZM243 45H244V44H243ZM65 46H66V48H65ZM65 46H64V49H67L68 46L70 47V46H72V45H65ZM77 46H78V45H77ZM77 46H76V49H78ZM108 46H109V45L107 44V46L105 45L104 47L107 48ZM111 46H109L108 48H110ZM114 46H112V49H111V50L114 49V48H113ZM131 46H133V44H132ZM215 46H216V45H215ZM223 46H224V45H223ZM9 47H10V46H9ZM11 47L13 48V46H11ZM56 47H57V46H56ZM69 47H68V49H69V51H70V50H71V47H70V48H69ZM97 47L99 48L100 46L98 45ZM101 47L103 48V46H101ZM118 47L116 46L115 50H116ZM162 47H163V46H162ZM173 47H174V46H173ZM217 47H220V45H218ZM217 47H215V49H216ZM16 48H17V46H16ZM59 48H60V47H59ZM81 48H82V46H81ZM84 48H85V47H84ZM86 48H88V47H86ZM86 48L82 50V49H80V47H79V49L81 50V52L84 51V50H85V52H86V51H87ZM98 48H97V52H99V51H98ZM108 48H107V49H108ZM123 48H125V47H123ZM123 48H122V49H123ZM153 48H155V47H153ZM164 48H165V47H164ZM174 48H175V47H174ZM176 48H178V47H176ZM184 48L186 49V47H184ZM251 48H252V47H251ZM13 49H14V51H11V50H8V51H9V52H10V51L13 52L12 54L14 55V54L16 53V52H15V50H16V49H15V46H14ZM13 49H12V50H13ZM99 49H101V48H99ZM107 49H106V51H104V50H103V51L100 50V52L102 51V52H105V53H103V54H106V53H108V52L110 51V50H108V52H107ZM125 49H126V48H125ZM125 49H123V50H125ZM138 49H139V47H138ZM141 49H142V48H141ZM150 49H152V47H151ZM165 49H166V48H165ZM182 49H183V48H182ZM211 49H212V48H211ZM217 49H219V48H217ZM238 49H240V48H238ZM238 49H237V52H238ZM256 49H257V48H256ZM258 49H259V48H258ZM262 49H264V47H263ZM88 50H90V47L88 48ZM115 50H114V51H115ZM127 50H128V49H127ZM147 50H148V49H147ZM155 50H156V48H155ZM179 50H180V49H179ZM188 50H189V49H188ZM229 50H230V49H229ZM253 50H255V49H253ZM94 51H95V53H96V54L98 55V57H99L101 53L98 54V53L96 52V50H94ZM94 51H93V52H94ZM114 51H113V52H114ZM117 51L125 52V51L120 50V48H119V50L117 49ZM117 51H116V52H117ZM130 51H131V50H130ZM136 51H137V49H136ZM153 51H154V50H153ZM153 51H152V52H153ZM177 51H178V50H177ZM180 51H181V50H180ZM180 51H178V52H180ZM213 51H214V50H213ZM213 51H212V52H213ZM225 51H226V49H225ZM233 51H234V50H233ZM233 51H232V52H233ZM250 51H251V50H250ZM255 51H256V50H255ZM4 52H6V51H4ZM17 52H18V51H17ZM78 52H79V50H78ZM78 52H75V53H78ZM113 52H112V53H113ZM162 52H164V51H162ZM184 52H185V51H184ZM198 52H199V51H198ZM205 52H206V51H205ZM212 52H211V53H212ZM232 52H231V53H232ZM234 52H235V51H234ZM252 52H253V51H252ZM262 52H264V51H262ZM6 53H7V52H6ZM6 53H4V56L1 58V60L4 59L5 57H7ZM19 53H20V52H19ZM19 53H18V54H19ZM72 53H73V52H72ZM75 53L72 54V55H75ZM87 53H88V52H87ZM110 53H111V51L109 52V54H110ZM112 53H111V54H112ZM133 53H134V52H133ZM139 53H140V51H139ZM169 53H170V52H169ZM190 53H191V52H190ZM240 53H242V52H240ZM248 53H249V52H248ZM253 53H254V52H253ZM257 53H258V52H257ZM8 54H9V55H8V57H9L11 53H8ZM82 54H84V53L82 52ZM91 54H92V53H91ZM109 54H107V55H109ZM121 54H122V53H121ZM125 54H126V52H125ZM131 54H132V53H131ZM171 54H172V53H171ZM201 54H202V52H201ZM212 54H215V52H213ZM222 54H223V53H222ZM249 54H250V53H249ZM259 54H260V53H259ZM5 55H6V56H5ZM85 55H87V54L85 53ZM92 55H93V54H92ZM92 55H91V56H92ZM94 55H95V54H94ZM101 55H102V54H101ZM113 55H114V54H113ZM118 55H120L119 52H118L117 56H118ZM123 55H124V54H123ZM135 55H136V54H135ZM142 55H143V54H142ZM144 55H145V53H144ZM154 55H155V53H154ZM183 55H184V54H183ZM207 55L209 56V54H207ZM210 55H211V54H210ZM235 55H236V54H235ZM14 56H15V55H14ZM124 56H125V55H124ZM126 56H127V55H126ZM126 56H125V57H126ZM136 56H137V55H136ZM162 56H163V55H162ZM173 56H174V55H173ZM208 56H207V57H208ZM214 56H215V55H214ZM247 56H248V55H247ZM250 56H251V55H250ZM259 56H260V55H259ZM11 57H12V55H11ZM15 57H16V59H14V57H12V63L15 64V66H16V65H18V61H19L18 59H19V58H18V55H16ZM19 57L22 58V56H19ZM92 57H94V56H92ZM102 57H103V56H102ZM105 57H106V56H105ZM118 57H119V56H118ZM127 57H128V56H127ZM129 57H135V56H134V55H133V56L130 55ZM143 57H144V56H143ZM143 57H141V58H143ZM151 57H152V56H151ZM170 57H171V56H170ZM186 57H187V55H186ZM223 57H224V56H223ZM225 57H226V56H225ZM231 57H233V56H231ZM244 57H245V56H244ZM248 57H249V56H248ZM260 57H261V56H260ZM17 58H18V59H17ZM78 58H79V57H78ZM78 58H77V60H78ZM100 58H101V57H100ZM111 58H112V57H111ZM136 58H137V57H136ZM145 58H146V56H145ZM154 58H155V57H154ZM164 58H165V57H164ZM187 58H188V57H187ZM212 58H213V57H212ZM219 58H220V57H218L217 59H215V58H213V59H209V60L206 59V60H207L206 62H211V64L214 63V65H215V64L218 65V64L220 63V59H219ZM227 58H228V57H227ZM238 58H239V57H238ZM245 58H246V57H245ZM250 58H251V57H250ZM250 58H248V59L250 60ZM25 59H26V57H25ZM25 59H23V60L25 61ZM80 59H82V58H80ZM80 59H79V61H80ZM101 59H102V58H101ZM106 59H107V58H106ZM113 59H115V57H114ZM122 59H123V58H122ZM124 59H125V58H124ZM126 59H127V58H126ZM126 59H125V60H126ZM130 59H132V58H130ZM134 59H135V58H134ZM188 59H189V58H188ZM192 59H193V58H192ZM221 59H222V57H221ZM233 59H234V58H233ZM254 59H255V58H254ZM260 59H261V58H260ZM4 60H6V62H7V60H9V59L5 58ZM10 60H11V59H10ZM14 60H16L17 64H16V62H15ZM119 60H121V59H119ZM136 60H137V59H136ZM136 60H134V61H136ZM152 60H155V59L152 58ZM181 60H182V61H178V62H179V63H180V62H182V63L190 62V63H191V61H187V60H185L184 57H183V59H181ZM200 60H201V59H200ZM231 60H232V58H231ZM235 60H236V59H235ZM242 60H243V58H242ZM249 60H248V61H249ZM251 60H252V59H251ZM251 60H250L249 62H251ZM13 61H14L15 63H14ZM73 61H74V60H73ZM79 61H78V62H79ZM81 61H83V60H81ZM87 61H89V60H87ZM110 61H111V59H110ZM110 61H109V62H110ZM126 61H129V60H126ZM131 61H133V59L129 61L130 63H133V62H131ZM144 61H146V59H145ZM144 61H143V62H144ZM159 61H160V60H159ZM173 61H174V60H173ZM229 61H230V60H229ZM243 61H244V60H243ZM4 62H5V61H4ZM4 62L2 61V63L0 62V64H3ZM20 62H21V61H20ZM22 62H23V61H22ZM22 62H21V63H22ZM84 62H85V61H83V63H84ZM117 62H118V61H117ZM120 62H121V61H120ZM123 62H124V61H123ZM129 62H128V64H129ZM138 62H139V61H138ZM149 62H150V61H149ZM165 62H166V61H165ZM178 62H177V63H178ZM195 62H199V59H198V61H193L192 63H195ZM21 63H20V64H21ZM75 63H76V62H75ZM80 63H82V62H80ZM83 63H82V64H83ZM88 63H89V62H88ZM107 63H108V62H107ZM112 63H114V62L112 61ZM134 63H135V62H134ZM134 63H133V64H134ZM144 63H145V62H144ZM144 63H142V65H143ZM158 63H159V62H158ZM161 63H162V62H161ZM242 63H243V62H242ZM244 63H245V62H244ZM244 63H243V64H244ZM4 64H5V65H8V64H6V63H4ZM13 64H11V65L9 64L8 66H6V67H8V68H7V71H8L9 69L11 70V67H13V68L15 67ZM20 64H19V65H20ZM78 64H79V63H78ZM104 64H105V63H104ZM115 64H116V60H115ZM123 64H124V63H123ZM128 64H127V65H128ZM140 64H141V63H140ZM148 64H149V63H148ZM152 64H153V62H152ZM187 64H188V63H187ZM224 64H225V63H224ZM248 64H250V63H248ZM261 64H262V63H261ZM12 65H13V66H12ZM19 65L16 67L17 69L14 68V69H15L14 72L16 73V76H17V74H19V73H20V75L23 73L24 75L22 74L21 77H22V76H23L24 78L27 77L28 75L26 74V76H25V73H27L28 69L31 70L32 68H29L30 66H29V67H26V66L23 67V66H24V64H23V66H20V67L27 68V71H26V69H25V73H24L23 68H20L19 71H20L21 69H22V70L19 72V71H18V67H19ZM90 65H91L90 67L93 66V64H90ZM107 65H108V64H107ZM119 65H120V64H119ZM135 65H136V64H135ZM137 65H139V64H137ZM142 65H141V66H142ZM153 65H154V64H153ZM153 65H152V66H153ZM165 65H166V64H165ZM172 65H173V64H172ZM183 65H184V64H183ZM183 65H182V66H181V65H180V66H173V67H168V66L166 65V68H164V69L161 68V70H163V72L166 71V73H168V72L173 73L174 76H173L171 79H173V78L175 77L176 79H179V80L182 79V80L188 81V83H189V81H193V80L195 81V80L199 79V68H200V67H199V68H198V67L194 68V66H193V68H192V67L185 66V65L183 66ZM195 65H196V64H195ZM0 66L2 67V65H0ZM9 66H10V68H9ZM98 66H99V65H98ZM112 66H113V65H112ZM117 66H118V65H117ZM132 66H133V65H131V67H132ZM158 66H159V65H158ZM225 66H226V64H225ZM239 66H240V64H239ZM263 66H264V65H262V67H263ZM3 67H5V66H3ZM93 67H95V65H94ZM103 67H104V65H103ZM103 67L101 66V69H102ZM120 67H121V66H120ZM129 67H130V66H128V67H126V68L129 69ZM148 67H149V66H148ZM156 67H157V66H156ZM213 67H214V66H213ZM221 67H222V66H221ZM245 67H246V65H245ZM13 68H12L11 72H13ZM33 68H34V67H33ZM39 68H40V67H39ZM79 68H80V69H83V68H81V67H78V69H79ZM85 68H87V67H85ZM98 68L100 69V67H98ZM105 68H111V67L106 66ZM105 68H103V69H104L103 72H105V70H106ZM118 68H119V67H118ZM158 68H160V67H158ZM216 68H217V67H216ZM1 69H4V68H1ZM34 69H35V68H34ZM92 69H93V68H92ZM96 69H97V67H96ZM99 69H98V70H99ZM128 69H127V70H128ZM130 69H131V68H130ZM135 69H136V68H135ZM138 69H139V68H138ZM151 69H152V68H151ZM151 69L148 68L149 73H150V70H151ZM226 69H227V67H226ZM235 69H236V68H235ZM235 69H233L232 72H235V71H234ZM239 69H240V68H239ZM5 70H6V68H5ZM16 70H17V71H16ZM42 70H43V69H42ZM89 70H91V69H89ZM108 70H109V69H108ZM108 70H107V71H108ZM116 70H117V69H116ZM122 70H124V69H122ZM142 70H143V69H142ZM153 70H154V69H153ZM200 70L202 71V69H200ZM214 70H215V68H214ZM261 70H262V69H261ZM0 71H1V70H0ZM7 71H6V72H7ZM22 71H23V72H22ZM81 71H82V70H81ZM83 71H85V70H83ZM107 71H106V72H107ZM109 71H110V70H109ZM113 71H114V70H113ZM119 71H121V70L119 69ZM128 71H129V70H128ZM130 71H131V70H130ZM135 71H136V70H135ZM159 71H160V69H159ZM11 72H7V73H4V72H3L2 74H6V75H7L8 73L10 74ZM21 72H22V73H21ZM28 72L30 73V71H28ZM36 72H37V71H36ZM39 72H40V71H39ZM85 72H86V71H85ZM139 72H140V71H139ZM141 72H142V71H141ZM163 72H162V73H163ZM258 72H259V71H258ZM260 72H261V71H260ZM15 73H13V74H15ZM29 73H28V74H29ZM31 73H32V72H31ZM31 73H30V74H31ZM44 73H45V72H44ZM92 73L94 74V72H92ZM121 73H122V71H121ZM130 73H131V72H130ZM241 73H242V72H239V75H241ZM253 73H254V72H253ZM2 74H1V76H2ZM55 74H56V73H55ZM55 74H53V75L56 76L57 74H56V75H55ZM90 74H91V73H90ZM90 74H89V76H90ZM93 74H92L91 76H93ZM107 74H108V73H107ZM134 74H135V73H134ZM150 74H151V76L149 75L150 78L146 76V79H149V80L151 79V81H152L153 79L156 80V78L159 76V75H158L159 73H158V74H157V73H156V74H155V73H153V74L150 73ZM164 74H165V73H164ZM233 74H234V73H233ZM236 74H237V73H236ZM236 74H235V77H236ZM43 75H44V74L40 75V77L42 78ZM66 75L69 76L68 74H66ZM97 75L99 76V74H97ZM101 75H102V74H101ZM108 75H110V76L112 75V69H111V74L109 73ZM113 75H116V76H117L116 71H115V73H113ZM140 75H141V74H140ZM167 75H168V74H167ZM230 75H231V74H230ZM254 75H255V77H256V74H254ZM254 75H253V76H254ZM1 76H0V80H1ZM4 76H5V75H4ZM4 76H2V77H4ZM9 76H10V75H9ZM18 76H19V75H18ZM18 76H17V79H18V78L21 79V80H18V81H22V82H23V79H24V78H23V77L20 78V76H19V77H18ZM33 76L35 77L36 75H32V78H34ZM49 76L51 77L52 75H49ZM67 76H65V78H64V76H62V78L65 80V79L67 78ZM87 76H88V75H87ZM89 76H88V77H89ZM98 76H97V77H98ZM118 76H119V75H118ZM137 76H139V75L137 74ZM162 76H163V75H162ZM165 76H166V75H165ZM165 76H164V77H165ZM171 76H172V75H171ZM171 76H170V77H171ZM228 76H229V75H228ZM231 76H232V75H231ZM5 77H7V76H5ZM29 77H31V76L29 75ZM40 77H39V80H37V79H38L37 77L34 79V80H36V82H33L34 80L31 78L33 81L29 79L28 84H27V81H24L23 84L26 83L27 85L31 86L32 91L34 92V90H33V86L30 85L29 83H32V82H33L34 84H36L37 81H40ZM94 77H95V76H93V78H94ZM106 77H107V76H106ZM113 77L115 78V76H113ZM121 77H122V76H120V78H121ZM140 77H141V76H140ZM143 77H144V75H143ZM160 77H161V75H160ZM160 77H159V78H160ZM166 77H167V76H166ZM200 77H201V76H200ZM218 77H219V76H218ZM233 77H234V76H233ZM235 77H234V78H235ZM8 78H9V77H8ZM8 78H7V79H8ZM46 78H47V77H46ZM51 78H52V77H51ZM86 78H87V77H86ZM89 78H91V77H89ZM99 78L101 79L102 77L100 76ZM99 78H98V79H99ZM108 78H109V77H108ZM114 78L112 79V81L115 80ZM132 78H133V76H132ZM132 78H131V80H132ZM137 78H138V77H137ZM161 78H163V77H161ZM161 78H160V79H161ZM47 79L50 80L49 77H48ZM100 79H99V80H100ZM103 79L106 80L105 78H103ZM110 79H111V78H110ZM116 79H117V78H116ZM144 79H145V78H144ZM171 79H170V81H171ZM204 79H205V78H204ZM253 79H254V78H253ZM253 79H252V81H253ZM256 79H257V77H256ZM256 79H255V80H256ZM3 80H4V79H3ZM15 80H16V79H15ZM24 80H26V79H24ZM48 80H46V81L48 82ZM55 80H57V78H56ZM91 80H93V79H91ZM96 80H97V79H96ZM99 80H98V81H99ZM122 80L124 81L125 79L122 78ZM155 80H154V82H156ZM157 80H159V79H157ZM249 80H250V79H249ZM263 80H264V78H263ZM7 81H8V80H7ZM11 81H12V80H11ZM31 81H32V82H31ZM44 81H45V80H44ZM44 81H43V83H44ZM46 81H45V83H47ZM50 81H51V80H50ZM101 81H102V79H101ZM106 81H109V80L107 79ZM123 81H121V82H123ZM132 81H135V82H136L135 79L132 80ZM140 81H141V80H140ZM140 81H139V82H140ZM142 81H143V80H142ZM256 81H257V80H256ZM256 81H255V82H256ZM261 81H262V80H261ZM0 82H1V81H0ZM9 82H10V81H9ZM12 82H13V81H12ZM41 82H42V79H41ZM95 82H96V81H95ZM121 82H120V85H118V86H121V87H122V85H121L122 83H121ZM168 82H169V81H168ZM195 82H196V81H195ZM197 82H198V81H197ZM197 82H196V84H197ZM247 82H248V80H247ZM250 82H251V81H250ZM262 82H263V81H262ZM43 83H42V84H41V83H37V84H39V85L41 86V88L44 87L45 90H46V89H47L46 87L48 86V83H49V82L47 83V85H46L45 83H44V84H43ZM50 83H51V82H50ZM50 83H49V84H50ZM99 83H100V82H99ZM108 83H110V82H108ZM128 83H129V81H128ZM160 83H161V82H160ZM181 83H183V82H181ZM181 83H180V84H181ZM185 83H186V82H185ZM185 83H184V84H185ZM203 83H204V82H203ZM251 83H253V82H251ZM26 84H25V85H26ZM34 84H33V85H34ZM37 84H36V86H34V88H35V87H38ZM97 84H98V83H97ZM114 84H115V83H114ZM126 84H127V83H126ZM134 84H136V83H134ZM147 84L149 85V83H147ZM161 84H162V83H161ZM169 84H170V83H169ZM194 84H195V83H194ZM196 84H195V85H196ZM245 84H246V83H245ZM249 84H250V83H249ZM8 85H9V84H8ZM18 85H19V83H17V86H18ZM27 85H26V86L23 85V86L25 87V90H26L27 88H30V87H28ZM43 85H44V86H43ZM45 85H46V87H45ZM106 85H107V84H106ZM128 85H129V84H128ZM128 85H127V86H128ZM130 85H131V84H130ZM140 85H142V84H140ZM144 85H146V83H145ZM151 85H152V83H151ZM170 85H171V84H170ZM176 85H177V84H176ZM181 85H183V84H181ZM181 85L179 86V84H178L179 87H181ZM190 85H191V84H190ZM201 85H202V84H201ZM247 85H248V84H247ZM250 85H251V84H250ZM11 86H13V85L11 84ZM11 86H10V88H11ZM20 86H21V85H20ZM124 86H125V84L123 85V88H124ZM137 86H138V84H137ZM157 86H160V84L157 85ZM161 86H162V85H161ZM166 86H167V85H165V87H166ZM183 86H184V85H183ZM186 86H187V85H186ZM188 86H189V85H188ZM196 86H197V85H196ZM198 86H199V85H198ZM248 86H249V85H248ZM260 86H261V85H260ZM4 87L6 88V86H5V85L3 86V90L5 91ZM24 87H23V88H24ZM110 87H112V84H111ZM144 87H145V86H144ZM146 87H147V86H146ZM152 87H153V86H152ZM162 87H163V86H162ZM165 87H164V88H165ZM190 87H191V86H190ZM190 87H189V88H190ZM200 87H201V86H200ZM244 87H245V85H244ZM252 87H254V86H252ZM252 87H251V88H252ZM20 88H21V87H20ZM39 88H40V87H39ZM44 88H42V89L44 90ZM129 88H133V86H132V87L129 86ZM142 88H143V87H142ZM147 88H148V87H147ZM155 88H156V87H155ZM185 88H186V87H185ZM246 88H247V87H245V89H246ZM249 88H250V87H249ZM1 89H2V88H1ZM36 89H37V88H36ZM42 89H41V90H42ZM144 89H145V88H144ZM183 89H184V88H183ZM187 89H188V88H187ZM196 89H197V88H196ZM3 90H2V91H3ZM20 90H21V89H20ZM30 90H31V89H30ZM30 90H29V93H30ZM43 90H42V91L39 90L38 92H39V93H40V92H44L45 90H44V91H43ZM123 90H124V89H123ZM135 90H136V89H135ZM142 90H143V89H142ZM145 90H146V89H145ZM151 90H153V89H151ZM167 90H168V89H167ZM171 90H173V89H171ZM242 90H244V89L242 88ZM251 90H252V89H251ZM22 91H23V90H21V92H22ZM32 91H31V93H32ZM130 91H131V90H130ZM136 91H137V90H136ZM153 91H154V90H153ZM153 91H150V92H153ZM161 91H162V90H161ZM180 91H181V90H180ZM247 91H249V89H248ZM5 92H6V91H5ZM128 92H129V91H128ZM164 92H165V91H164ZM252 92H253V91H252ZM27 93H28V92H27ZM27 93H26V94H27ZM36 93H37V92H36ZM126 93H127V91H126ZM133 93H134V91H133ZM136 93H138V92H136ZM140 93H141V92H140ZM140 93H139V94H140ZM153 93H154V92H153ZM3 94H4V93H3ZM3 94H2V95H3ZM5 94H6V93H5ZM5 94H4V95H5ZM10 94L13 95L12 93H10ZM10 94H9V96H10ZM22 94H23V93H21V95H22ZM32 94H33V93H32ZM32 94H31V96H32ZM124 94H125V93H124ZM130 94H131V93H130ZM150 94H151V93H150ZM166 94H167V93H166ZM170 94L172 95V93H170V91H169V95H170ZM2 95H1V96H2ZM143 95H145V94H143ZM143 95H138V96L136 95V96H137L136 98H135V96H132V95H131V96L134 97V100L136 99V100L134 101L135 103H136V101H137V103H139V104H138L139 107L141 106L142 108L147 109V111H148V110H151V112H154V110H155L156 107H164V108H165L166 105H172V104L166 103V102L164 101V100H165L164 98H163V99H164V100H163L164 103H161L160 101H158V99H157V100L153 99V96L151 97V96L149 95L150 98H149L148 96H147L146 98H143V97H142ZM147 95H148V94H147ZM1 96H0V97H1ZM7 96H8V95H7ZM7 96H5V98H6ZM9 96H8V97H9ZM24 96H26V95H24ZM28 96H29V95H28ZM37 96H38V94H37ZM45 96H47V95H45ZM124 96H126V94H125ZM145 96H146V95H145ZM145 96H144V97H145ZM161 96H163V95H161ZM11 97H12V96H11ZM126 97H127V96H126ZM154 97H155V96H154ZM158 97H159V96H158ZM1 98H2V97H1ZM16 98H17V97L15 96V99H16ZM20 98H21V97H20ZM20 98H19V99H20ZM32 98H34V96L31 97V98H29V99H27L26 101H28V100H30V99H32ZM44 98H45V97H44ZM46 98H48V97H46ZM9 99H10V98H9ZM13 99H14V97L11 98L10 100H13ZM19 99H18V100H19ZM39 99H40V97H39ZM39 99L37 98V100H39ZM41 99H42V97H41ZM49 99H50V98H49ZM121 99H123V97H122ZM6 100L8 101V99H6ZM20 100H21V99H20ZM22 100H23V99H22ZM33 100H34V99H33ZM33 100H31V102H32ZM127 100H128V98L126 99V101H127ZM132 100H133V98H132ZM3 101H4V100H3ZM13 101H14V100H13ZM15 101H16V103L18 104L19 101L17 102V99H16ZM42 101H43V100H42ZM122 101H123V100H122ZM178 101H179V100H178ZM1 102H2V101H1ZM24 102H25V100H24ZM35 102H36V101H35ZM39 102L41 103V101H39ZM44 102L48 103L46 100H45ZM132 102H133V101H132ZM168 102H171V101H168ZM9 103H10V102H9ZM14 103H15V102H14ZM36 103L38 104V102H36ZM42 103H43V102H42ZM46 103H44V104H46ZM97 103H98V101L95 102V104H97ZM159 103H161V105H160ZM174 103H175V102H174ZM174 103H173V104H174ZM179 103H180V102H179ZM3 104H4V103H3ZM6 104H7V102H6ZM19 104H20V103H19ZM24 104H26V102H25ZM24 104H23V105H24ZM33 104H34V103H33ZM37 104H36V105H37ZM44 104H43V105H44ZM90 104H91V103H90ZM129 104H130V102H129ZM180 104H181V103H180ZM8 105H9V104H8ZM8 105H7V106H8ZM27 105H28V103H27ZM36 105H35V106H36ZM91 105H92V104H91ZM130 105H131V104H130ZM134 105H135V104H134ZM134 105H133V108L135 107ZM1 106H2V105H1ZM10 106H11V105H10ZM12 106H13V105H12ZM97 106H98V105H97ZM15 107H16V106H15ZM27 107H28V106H27ZM30 107H31V106H30ZM136 107H137V106H136ZM139 107L134 108V109H138ZM179 107H180V106H179ZM191 107H192V106H191ZM2 108H3V106H2ZM2 108H1V109H2ZM6 108H7V107H6ZM11 108H12V107H11ZM17 108H18V107H17ZM23 108H26V107L23 106ZM31 108H32V107H31ZM7 109H8V108H7ZM9 109H10V108H9ZM12 109H13V108H12ZM12 109H10V110H12ZM167 109H168V107H167ZM172 109H173V108H172ZM10 110H9V111H10ZM27 110H28V111H31V109H30V110L27 109ZM102 110H103V109H102ZM102 110H100V111H101V114H102ZM105 110H106V109H104V111H105ZM156 110H157V109H156ZM165 110H166V108H165L163 111H165ZM263 110H264V109H263ZM15 111H17V110H15ZM32 111H33V110H32ZM100 111L98 110L99 115H101V114H100ZM138 111H139V113H141V112L143 113V111H145V110L142 111V109H139ZM140 111H141V112H140ZM159 111H160V110H159ZM168 111L171 112L170 109H169ZM189 111H190V110H189ZM24 112H26V111H24ZM96 112H97V111H96ZM105 112H107V111H105ZM108 112H109V110H108ZM108 112H107V113H108ZM134 112H137V111H134ZM149 112H150V111H149ZM155 112H156V111H155ZM186 112H187V111H186ZM261 112H262V111H261ZM261 112H260V114L263 115L264 112H263V113H261ZM20 113H21V111H20ZM31 113H32V112H31ZM93 113H95V112H93ZM93 113H92V114H93ZM98 113H97V114H98ZM137 113H138V112H137ZM157 113H158V112H157ZM159 113H160V112H159ZM162 113H163V112H162ZM164 113H166V112H164ZM171 113H172V112H171ZM13 114H14V113H13ZM16 114H17V113H16ZM27 114H28V112L26 113V115H27ZM97 114H93V115H95V118H97V116H98ZM104 114H105V113H104ZM109 114H110V113H109ZM109 114H108V115H109ZM147 114H149V117H150L149 119L147 118V117H148ZM160 114H161V113H160ZM160 114H159V116H160ZM31 115H32V114H31ZM108 115H107V116H108ZM136 115H138V114H136ZM139 115H141V114H139ZM139 115H138V116H139ZM143 115L145 116V113L142 114L141 116H143ZM157 115H158V114H157ZM163 115H166V114H163ZM168 115H170V114H168ZM195 115H196V114H195ZM262 115H260V116H262ZM12 116H13V115H12ZM12 116H11V117H12ZM15 116H16V115H15ZM22 116H23V115H22ZM75 116H77V114H76ZM78 116H79V115H78ZM78 116H77V117H78ZM84 116H85V115H84ZM101 116H103V115H101ZM109 116H110V115H109ZM111 116H112V115H111ZM113 116H114V115H113ZM113 116H112V117H113ZM146 116H147L146 118H147L149 121H151V119H152V121H154V119L156 118V117L154 116L153 113H148V112H146ZM198 116H199V115L197 114V117H198ZM263 116H264V115H263ZM23 117H24V116H23ZM23 117H21V118H23ZM28 117H30V116H28ZM104 117H105V119L107 118V119H106L107 121L103 118V119H104V120H103L104 122L111 123L110 121L108 122V117H106V114H105ZM116 117L119 118L118 116H115L113 119H115ZM163 117H164V116H163ZM165 117H166V116H165ZM257 117H259V116L257 115ZM80 118H81V117H80ZM80 118H79V119H80ZM140 118H141V117H140ZM140 118H139V119H140ZM144 118H145V117H143V119H144ZM146 118H145V119H146ZM198 118H199V117H198ZM198 118H197V119H198ZM254 118H255V117H254ZM1 119H3V118H1ZM5 119H6V118H5ZM18 119H19V118H18ZM32 119H33V118H32ZM69 119H70V118H69ZM76 119H77V118H76ZM92 119H94V117H93ZM92 119H91V120H92ZM113 119H111V117H109V120H113ZM143 119H142V120H143ZM156 119H157V118H156ZM165 119H166V118H165ZM165 119H164V121H165ZM169 119H170V118H169ZM183 119H184V118H183ZM255 119H256V118H255ZM262 119H263V118H261V120H262ZM12 120H13V119H12ZM23 120H24V119H23ZM26 120H27V119H26ZM30 120H31V119H30ZM119 120L121 121L120 118H119ZM119 120L116 119V121H118V122H119ZM148 120H147V121H148ZM162 120H163V119H162ZM162 120H161V121H162ZM185 120H186V119H185ZM13 121H14V120H13ZM116 121L113 120L114 124L117 123ZM143 121H144V120H143ZM152 121H151V122H152ZM166 121L169 122L168 120H166ZM180 121H181V120H180ZM182 121H183V120H182ZM182 121H181V122H182ZM259 121H260V120H259ZM80 122H81V121H80ZM100 122H101V121H100ZM104 122L102 123L104 127H103L102 125H100V126H102V127H101L102 130H104V128H105V124H104ZM151 122L149 123L150 125L152 124ZM176 122H177V121H176ZM184 122H185V121H184ZM28 123H29V122H28ZM28 123H27V125H28ZM31 123H32V122H31ZM31 123H30V124H31ZM85 123H86V125H87L88 122L86 121ZM96 123L99 124V122H95V124H96ZM156 123H157V120H156ZM179 123H180V122H179ZM185 123H186V122H185ZM251 123H252V122H251ZM254 123H256V122H254ZM259 123H260V122H259ZM259 123H258V124H259ZM24 124H25V123H24ZM30 124H29V125H30ZM33 124H34V123H32L31 125L34 127ZM68 124H69V123H68ZM119 124H121V123H119ZM153 124H154V123H153ZM167 124H168V123H167ZM172 124H173V123H172ZM175 124H176V123H175ZM247 124H248V123H247ZM252 124H253V123H252ZM263 124H264V123H263ZM16 125H17V124H16ZM20 125H21V124H20ZM63 125H64V124H63ZM78 125H79V123H78ZM80 125H83V124H80ZM115 125H117V124H115ZM253 125H254V124H253ZM24 126H26V125H24ZM32 126H31V127H32ZM92 126H93V125H91V127H92ZM100 126H99V127L97 126V127L100 128ZM107 126H108V125H106V128H107ZM109 126L111 127V131H112V125H109ZM248 126H251V124H250V125L248 124ZM261 126H262V125H261ZM7 127H8V126H7ZM13 127H14V126H13ZM31 127H30V128H31ZM33 127H32V130H33V129H34V130H37L35 127H34V128H33ZM66 127H67V126H66ZM79 127H80V126H79ZM93 127H95V126H93ZM115 127H116V126H115ZM245 127L247 128V126H245ZM256 127H257V126H256ZM2 128H3V127L1 126V129H2ZM8 128H10V126H9ZM30 128H29V130L31 131ZM56 128H57V127H56ZM108 128H109V127H108ZM116 128H117V127H116ZM254 128H255V127H254ZM24 129H25V128H24ZM58 129H60V128H58ZM79 129H80V128H79ZM79 129H77V130H79ZM84 129H85V127H84ZM113 129L116 131V129L114 128V126H113ZM242 129H243V127H242ZM249 129H250V128H249ZM257 129H258V128H257ZM9 130H10V129H9ZM72 130H73V129H72ZM94 130H95V129H94ZM105 130H107V129H105ZM105 130H104V131H105ZM108 130H109V129H108ZM108 130L105 131V135L107 134L106 132H108V134H109V131H108ZM252 130H253V128H252ZM252 130L250 129V131H252ZM21 131H22V130H21ZM73 131H74V130H73ZM75 131H76V129H75ZM75 131H74V132H75ZM95 131L98 132V131H100V130L97 129V130H95ZM104 131H102V132L100 131V134L103 133ZM246 131L248 132V130H246ZM250 131H249V132H250ZM254 131H255V129H254ZM1 132H2V131H1ZM7 132H8V131H6V133H7ZM28 132H29V131H28ZM36 132H37V131H36ZM36 132L32 131V133H30V134H32V135L36 134V135H37L38 132H37V133H36ZM47 132H48V131H47ZM54 132H55V131H53V133H54ZM240 132H241V131H240ZM244 132H245V131H244ZM247 132H246V133H247ZM249 132H248V133H249ZM10 133H12V130H11ZM10 133H7V134H10ZM13 133H14V132H13ZM16 133H17V132H16ZM22 133H23V132H22ZM44 133H45V132H44ZM58 133H59V132H57V134H58ZM76 133H78V132L76 131ZM98 133H99V132H98ZM98 133H97V134H94V135L91 134V135H92V136H95V135H96V137H94V138H97V139H98V136H97ZM122 133H124V132H122ZM24 134H26V133L24 132ZM45 134H46V133H45ZM49 134H51V132H49ZM49 134H47V135H49ZM62 134H63V133H62ZM68 134H69V133H68ZM68 134H67V135H68ZM72 134H73V132H72ZM72 134H70L71 137H73ZM129 134H130V133H129ZM3 135H4V133H3ZM15 135H16V134H14V136H15ZM27 135H28V134H27ZM32 135H31V136H32ZM36 135H35V136H36ZM47 135H45V136H47ZM53 135H54V134H53ZM65 135H66V132L64 133V136H65ZM70 135L68 136L69 138H70ZM74 135H75V134H74ZM76 135H77V134H76ZM88 135H89V134H88ZM103 135H104V133H103ZM103 135L101 134L100 137H103ZM105 135H104V136H105ZM123 135H124V134H123ZM123 135H121V136H123ZM243 135L246 136V134H244V133H243ZM251 135H252V134H251ZM5 136H6V134H5ZM7 136H8V135H7ZM12 136H13V134L10 135V138H9V139H11ZM14 136H13V137H14ZM29 136H30V135H29ZM89 136H90V135H89ZM92 136H91V137H92ZM114 136H115V135H114ZM117 136H118V135L116 134V137H117ZM125 136H126V135H125ZM62 137H63V136H62ZM76 137H77V136H76ZM80 137H81V136H80ZM85 137H86V136H85ZM91 137H87V140H88L89 138H91ZM100 137H99V139H100ZM119 137H120V136H119ZM15 138H16V137H15ZM17 138L19 139V135H18ZM23 138H25V136H24ZM26 138H27V137H26ZM28 138H30V137H28ZM35 138H36V137H34V139H35ZM41 138H42V137H41ZM43 138H44V137H43ZM49 138H51V137L49 136ZM64 138H66V136H65ZM64 138H62V139L65 140ZM77 138H79V137H77ZM112 138H113V137H112ZM122 138H123V137H122ZM1 139H3V140H2L3 142H4V141H5V142L8 141V140H6L5 137H4V138L1 137L0 140H1ZM67 139H68V138H67ZM67 139H66V140H67ZM72 139H73V138H70V140H72ZM75 139H76V138H75ZM229 139H232V137H230ZM235 139H236V137H235ZM235 139L233 140L234 142H235ZM237 139H238V138H237ZM237 139H236V140H237ZM245 139H246V138H245ZM245 139H244V141H245ZM11 140H12V139H11ZM13 140H14V139H13ZM25 140L28 141L27 139H25ZM39 140H40V139H39ZM48 140H50V139H48ZM70 140H67V141H70ZM76 140H77V139H76ZM87 140H85V141H86V144H87V143L89 144V142H87ZM92 140H93V139H92ZM94 140H95V139H94ZM115 140H116V139H115ZM246 140H248V138H247ZM9 141H10V140H9ZM15 141L18 142L17 140H15ZM26 141H22V142L27 143L28 146H29L30 142L28 141V142H29V143H28V142H26ZM35 141H36V139L34 140V142H35ZM67 141H66V142H67ZM72 141L75 142L74 140H72ZM85 141H84V142H85ZM89 141H91V140H89ZM120 141H121V140H120ZM122 141H123V140H122ZM227 141H229V140L227 139ZM227 141H226V142H227ZM5 142H4V143H5ZM31 142H32V141H31ZM45 142H46V141H45ZM49 142H50V141H49ZM76 142H78V141H76ZM76 142H75V143H76ZM84 142H83V143H84ZM93 142H94V141H93ZM103 142H104V141H103ZM113 142H114V141H113ZM115 142H116V141H115ZM256 142H257V141H256ZM259 142H261V141H259ZM1 143H2V142H1ZM7 143H8V142H7ZM13 143H14V141H13ZM19 143H20V141H19ZM25 143L23 144V146L25 145ZM40 143H42V142H39V144H40ZM61 143H62V141H61ZM61 143H59V144H61ZM67 143H68V142H67ZM71 143H72V142H70V144H71ZM75 143H74V145H76ZM224 143H225V142H224ZM228 143H229V142H227L226 144H228ZM2 144H3V143H2ZM27 144H26V145H27ZM32 144H33V143H31L30 146H31ZM35 144H38V143H35ZM35 144H34V145H35ZM43 144H44V142H43ZM46 144H47V142H46ZM70 144H69V145H70ZM112 144H113V145H110V146H115V145H117L118 143H117V144L112 143ZM226 144H224V146H223V145H222V146H219V147H218V150H220L221 147H223V148H222L223 151H224L225 149H227L228 147L225 146ZM234 144H235V143H234ZM14 145H15V146H13V149H14V148L16 147V145H18V144H14ZM26 145H25V146H26ZM34 145H33V146H34ZM40 145H41V144H40ZM50 145H51V144H50ZM67 145H68V144H67ZM72 145H73V144H72ZM74 145H73V147H71V149H72V148L79 147V144H78V146L76 145L75 147H74ZM81 145H82V147H84L83 149H85V146H83V145H85V143H84V144H81ZM121 145H122V144H121ZM235 145H236V144H235ZM254 145H255V144H254ZM256 145H257V143H256ZM256 145H255L254 147H256ZM259 145H262V146H263L262 142H261V144H259ZM7 146H8V145L6 144V148H7ZM11 146H12V145H11ZM23 146H22L21 148H23ZM30 146L28 147V150L31 148ZM36 146H37V145H36ZM36 146H34V147H36ZM51 146H52V145H51ZM51 146H50L49 148H51ZM53 146H54V144H53ZM61 146H62V145H61ZM262 146H259V147H262ZM1 147L3 148L2 145H1ZM63 147H64V145H63ZM68 147H69V146H68ZM68 147L66 146L64 149H66V148L68 149ZM118 147H119V144H118ZM224 147H225V149H224ZM6 148L4 147V149H6ZM8 148H10V147H8ZM8 148H7V150H8ZM24 148H25V147H24ZM43 148H44V147H43ZM79 148H81V147H79ZM88 148H89V147H88ZM115 148H116V147H115ZM219 148H220V149H219ZM256 148H258V147H256ZM17 149H18V146H17ZM32 149H33V147H32ZM39 149H40V148H39ZM59 149H62V148H59ZM64 149H63V150H64ZM230 149H231V148H230ZM248 149H249V148H248ZM19 150H21V149H19ZM19 150H18V151L16 150L17 153L20 152V153L23 154V152H22L23 150H21V151H19ZM24 150H27V146H26V148H25ZM40 150H41V149H40ZM44 150H45V149H44ZM216 150H217V149H216ZM216 150H215V151H216ZM222 150H221V151H222ZM245 150H247V148H245ZM10 151H11V150H10ZM30 151H31V149H30ZM34 151H36V150H34ZM41 151H43V150H41ZM57 151H58V150H57ZM57 151H56L55 153H57ZM221 151H220V152H221ZM258 151L260 152V149H259ZM258 151H257V153H258ZM261 151H262V150H261ZM14 152H15V151H14ZM14 152H10V154L12 153V156H13V155L15 156V154H17V153H16V152L14 153ZM80 152H82V151H80ZM247 152H248V151H247ZM249 152H250V151H249ZM50 153H51V152H50ZM70 153H71V151H70ZM83 153H84V151H83ZM87 153H88V152H87ZM116 153H117V152H116ZM122 153H123V152H122ZM218 153H219V152H218ZM223 153H224V157H225L226 154L229 155V154L227 153V150H226V153H225V151H224ZM18 154H19V153H18ZM39 154H40V153H39ZM41 154H42V153H41ZM59 154H60V153H59ZM92 154H93V153H92ZM117 154H118V153H117ZM124 154H125V153H124ZM124 154H123V155H124ZM219 154L221 155L222 153H219ZM219 154L215 153V156H216V155H219ZM258 154H259V153H258ZM0 155H1V154H0ZM24 155H25V154H24ZM37 155H38V154H37ZM52 155H53V154H52ZM71 155H72V154H71ZM75 155H76V154H75ZM81 155H82V154H80L79 157H81ZM85 155H86V154H85ZM113 155H114V154H113ZM120 155H121V154H119V155H117V156L115 155L114 157L116 158V157H118V156H120ZM125 155H126V154H125ZM227 155H226V156H227ZM233 155H234V154H233ZM27 156H28V155H26L25 157H27ZM39 156H40V155H39ZM41 156H42V155H41ZM50 156H51V154H50ZM221 156H223V155H221ZM221 156H219V157H221ZM25 157H24V158H25ZM31 157H32V156H30V158H31ZM83 157H84V156H83ZM108 157H109V156H108ZM209 157H212V158H213L212 154H211V156H209ZM209 157H208V158H205V159L207 160V164L209 165V167H208V165H205V163H204L206 160H204V161L202 162V163L204 164V166L206 167V170H207V171L209 170L208 172H210L211 168H213L212 166H214V164L217 163V162H215L214 164H213V163L211 164V162H212L213 160H212V161H209V160H210ZM231 157H232V156H230L229 158L231 159ZM236 157H238V156H236ZM236 157L233 156V158H236ZM1 158H2V157H1ZM1 158H0V159H1ZM17 158H18V157H17ZM27 158H28V157H27ZM30 158H28V159H30ZM33 158H34V157H33ZM40 158H41V157H40ZM40 158H39V159H40ZM53 158H54V156H53ZM72 158H73V157H72ZM90 158L92 159V156H90ZM115 158H114V161H116ZM127 158H128V157H127ZM127 158H125V159H127ZM222 158H223V157L219 158L218 160L220 161ZM233 158H232V159H233ZM238 158H239V157H238ZM263 158H264V157L261 158L262 160H261V163H260V167L258 166V170H257V171L254 172V170L252 169V167H251V169H252L253 171H252L251 169H249V170H251L253 173H252V172H249V173H250V176H249L248 178L245 177V176H246L245 173H246L247 171L244 172V174L242 173V174L245 175V176H241V177H245V178H246V180H245V178H244L245 181H242L243 184H242V187H241V188L243 189V191L246 192V193H244V195L242 196L243 199L241 198V195H240V196L237 195V196H235V198H233V200L236 199L235 202H233V203H236V206L240 205V204H241V201H242V203H243V205H244V209H245L246 211H248V214H249L248 220H250V219L252 220V223H251L252 225H253V221H254L255 224H256L255 226L253 225V226L251 227L250 235H252V236L250 237V241H249V245H250V246H249V248H247L248 246L245 247V248L248 249L247 253H248V256H249V257H251V258H253V259H258L259 261H262V260H263V262H260V264H261V263L264 264V223H262V225L258 223V225H257V222H256V221H257V218H258L259 215H260L261 218L263 217V215H261L262 212L260 213V211H261V209H264V159H263ZM28 159H27V160H28ZM34 159H35V158H34ZM48 159H49V158H48ZM66 159H68V157H67ZM79 159H81V158H79ZM97 159L100 160V158H97ZM97 159L93 160L94 163H95V161H96ZM117 159H118V158H117ZM224 159H226V158H224ZM224 159L221 160V163H222V161H225V163H226L227 160H230V159H227V160H224ZM5 160H6V161H5ZM5 160H3L2 163L5 162V164H7L8 161H7V159H5ZM8 160H9V162H10V161L12 162V160H14V159H12V160L8 159ZM20 160L25 161V159H22V158H21ZM36 160H37V157H36ZM51 160H52V159H51ZM72 160H73V159H72ZM82 160H83V158H82ZM87 160H88V159H87ZM87 160L84 161V162H87ZM99 160H98V161H99ZM101 160H103V158H102ZM104 160H105V159H104ZM118 160H119V159H118ZM239 160H242V159H239ZM259 160H260V158H259ZM259 160L257 159V161H259ZM18 161H19V160H18ZM32 161H33V160H32ZM49 161H50V160H49ZM65 161H66V160H65ZM91 161H92V160H91ZM91 161H90V162H91ZM123 161H124V159H123ZM215 161H217V160H215ZM232 161H235V162H234V164H235L234 167L237 166L238 164H240V165L243 164V163H242L243 161H240L241 163H239V161H238L237 164H236V160H235V159H233ZM232 161H231V162H232ZM0 162H1V160H0ZM13 162L15 163V161H13ZM16 162H17V161H16ZM36 162H37V161H36ZM41 162H42V161H41ZM55 162H56V161H55ZM60 162H61V159H60ZM62 162H64V161H62ZM70 162H71V161H70ZM100 162H101V161H100ZM100 162H99V163H100ZM103 162H104V161H103ZM118 162H119V161H118ZM120 162H121V160H120ZM124 162H125V161H124ZM209 162H210V164H209ZM213 162H214V161H213ZM228 162L231 163L230 161H227V164H228ZM2 163H1V165H2V166L4 165V167H5L6 165H5L4 163H3V164H2ZM19 163H20V162H19ZM19 163H18V164H19ZM24 163H25V162H24ZM48 163H49V162H48ZM56 163H57V162H56ZM92 163H93V162H92ZM218 163H219V162H218ZM8 164H9V163H8ZM8 164H7V165H8ZM10 164H11V163H10ZM10 164H9V165H10ZM16 164H17V163H16ZM16 164H14V165H16ZM18 164L16 165V167L18 166ZM37 164H38V163H37ZM86 164H87V163H86ZM90 164H91V163H90ZM90 164H89V166L87 165V166H88V169H90L89 167H91ZM120 164H121V163H120ZM123 164H124V163H123ZM125 164H126V163H125ZM125 164H124V165H125ZM203 164H202V165L200 164V166H201L200 169L204 168V167H202ZM1 165H0V166H1ZM12 165H13V164H12ZM12 165H11V166H12ZM14 165H13V166H14ZM21 165H23V162H22ZM24 165H25L24 168H27V167H28V166H26L27 163H25ZM38 165H39V164H38ZM48 165H49V164H48ZM56 165H57V164H56ZM62 165H64V164H61L60 166H62ZM66 165H67V164H66ZM77 165H81V166H79V169H80L81 167H83V169L81 168V169L83 170V173H85V172L88 170V169H86V168H87V167H86V168H85L86 171H84V166H82V165H83L82 162H80V164H79V162H78ZM91 165H92V164H91ZM97 165H98V162H97ZM216 165H217V164H216ZM223 165H225V164H223ZM232 165H233V162H232ZM13 166H12V168H9L11 171H7V170H6V171L12 173V170L14 171L13 168L15 167V166H14V167H13ZM32 166H34V165L32 164ZM57 166H58V165H57ZM75 166H76V165H75V163H74V167H75ZM92 166H93V165H92ZM107 166H108V165H107ZM122 166H123V165H122ZM200 166H199V167H200ZM210 166H211V167H210ZM230 166H231V165L229 164V167H230ZM252 166L254 167V165H252ZM9 167H10V166H9ZM42 167H43V166H42ZM49 167H51V166H49ZM53 167H55V165H54ZM53 167H52V168H53ZM96 167H97V166H96ZM102 167H103V166H102ZM225 167H226V165H225ZM234 167H233V168H234ZM238 167H239V165H238ZM238 167H237V172L239 171V170H238ZM24 168H22V166H21V171H23ZM30 168H31V166L28 168L29 171H31ZM63 168H66V166L64 165ZM63 168H62V169H63ZM72 168H73V167H72ZM72 168L69 167L68 169L72 170ZM76 168H77V166H76ZM94 168H95V166H94ZM94 168L91 169V170H94ZM105 168H107V167L105 166ZM119 168H120V169H119ZM119 168L117 169L116 172H119V170H120V171L123 170L122 167H119ZM121 168H122V170H121ZM209 168H210V169H209ZM233 168H231L230 171H231ZM239 168H240V167H239ZM0 169H1V167H0ZM22 169H23V170H22ZM36 169L38 170V168H36ZM62 169H61V168L57 169V167H56L55 172L57 173L56 170L61 171ZM66 169H67V168H66ZM77 169H78V168H77ZM97 169L99 170V167H97ZM100 169H101V167H100ZM102 169H103V168H102ZM109 169H110V168H109ZM204 169H205V168H204ZM228 169H229V168H227V170H228ZM15 170L17 171L18 169L15 168ZM19 170H20V168H19ZM39 170H40V169H39ZM75 170H76V169H75ZM82 170H80V171L76 170V172L81 173ZM107 170H108V169L104 170L103 173H104L105 171H106V173H107ZM197 170L199 171V169H197ZM217 170L221 172L222 169L220 168V170H219V166H218V169H217ZM217 170H214V171H217ZM6 171H5V172H6ZM53 171H54V170H53ZM73 171H74V170H73ZM198 171H197V172H198ZM200 171H204V170H200ZM207 171H206V174H207V175L210 174V176H211V173H208ZM211 171H212V170H211ZM230 171H229V172H230ZM23 172H24V171H23ZM49 172H50V171H49ZM61 172H62V171H61ZM61 172H60V173H61ZM91 172H97V173H95V174H99L98 171H91ZM99 172L102 173V170H100ZM113 172H114V171H113ZM197 172H195V173L197 174ZM220 172H219V174H220ZM224 172H226V171H224ZM224 172H223V173H224ZM15 173H16V172H15ZM65 173H66V172H65ZM73 173H75V172H73ZM103 173H102V174H103ZM199 173H200V172H199ZM204 173H205V172H204ZM226 173H227V172H226ZM230 173H231V172H230ZM234 173H235V172H234ZM251 173H252V174H251ZM4 174H5V173H4ZM23 174H24V173H23ZM27 174H28V173H27ZM36 174H37V173H36ZM49 174H50V173H49ZM58 174H59V172H58ZM61 174H62V173H61ZM71 174H72V173H71ZM81 174H82V173H81ZM81 174H80V175H81ZM85 174H86V173H85ZM85 174H84V175H85ZM87 174L89 175V173H87ZM102 174H101V175H102ZM104 174H105V173H104ZM104 174L102 175L103 177L106 176V175H104ZM200 174H201V173H200ZM217 174H218V173H217ZM219 174H218V175H219ZM224 174H225V173H224ZM232 174H233V173H232ZM235 174H236V173H235ZM237 174H238V173H237ZM242 174H241V175H242ZM246 174H248V172H247ZM0 175H1V173H0ZM6 175H8V173L5 174V176H6ZM16 175H17V173H16L15 176H14L15 179H16ZM31 175H32V174H31ZM33 175H34V174H33ZM69 175H70V174H69ZM80 175H79V176H80ZM93 175H94V174H93ZM233 175H234V174H233ZM12 176H13V175H12ZM34 176H35V175H34ZM40 176H41V174H40ZM54 176H55V175H54ZM57 176H58V175H57ZM64 176H65V175H64ZM66 176H67V175H66ZM66 176H65V177H66ZM79 176H78V178H79ZM89 176H90V175H89ZM89 176H87V177H89ZM197 176H199V175H197ZM201 176H203V174L200 175L199 179L201 178ZM210 176L208 175V177H210ZM215 176L217 177L216 173H215ZM215 176H214V177H215ZM224 176H225V175H224ZM224 176H223V177H224ZM231 176H232V175H231ZM18 177H19V175H18ZM20 177H21V175H20ZM29 177H30V175H29ZM44 177H45V176H44ZM65 177H63V178H65ZM70 177H71V176H70ZM70 177H69V178H70ZM87 177H86V178H87ZM92 177H95V176H92ZM98 177H99V176H98ZM204 177H206L205 174H204ZM226 177L229 178L228 176H226ZM233 177H235V176H233ZM233 177H231L230 180H232ZM0 178H1V177H0ZM42 178H43V177H42ZM47 178H48V177H47ZM60 178H61V177H60ZM60 178H58V179L60 180ZM66 178H67V177H66ZM66 178H65V179H66ZM90 178H91V177H90ZM99 178H100V177H99ZM210 178H211V177H210ZM210 178H206V179L203 178L202 180H199V181H200V182L202 181L201 183L204 184V183H205L204 181H206V180L208 181V179H210ZM218 178H219V176H218ZM218 178H216V179H218ZM15 179H14V181H15ZM18 179H19V178H18ZM21 179H22V177H21ZM21 179H20V180H21ZM91 179L93 180V178H91ZM101 179H102V180H101ZM101 179H100V181L102 182L105 178H101ZM223 179H224V178H223ZM238 179H239V177H238ZM242 179H243V178H242ZM27 180H29V178H28ZM33 180H34V179H33ZM43 180H44V179H43ZM48 180H49V179H48ZM67 180H68V179H67ZM80 180H82V179H79V181H78L77 183H79ZM83 180L85 181V178H84ZM92 180H91V181H92ZM105 180H106V179H105ZM218 180H219V179H218ZM234 180H236V179H234ZM234 180H233V181H234ZM12 181H13V180H12ZM62 181L66 183V180L64 181V179H63ZM76 181H77V180H76ZM84 181H83V184H85ZM106 181H107V180H106ZM211 181H212V180H210V182H211ZM215 181H216V180H215ZM225 181H226V180H225ZM225 181H224V183H226ZM228 181H229V179H228ZM236 181H237V180H236ZM238 181H239V180H238ZM49 182H50V181H49ZM85 182H86V181H85ZM89 182H90V181H87V183H89ZM104 182H105V181H104ZM104 182H103V183H104ZM210 182H209V183H210ZM212 182H213V181H212ZM229 182H230V181H229ZM229 182H228V183H229ZM242 182H241V183H242ZM12 183L16 185V181H15V183H14V182H12ZM28 183H30V181H29ZM28 183H27V184L25 183V184L28 185ZM32 183H33V182H32ZM40 183H43V181L41 182V179H40ZM52 183H53V182H52ZM57 183H58V181H57ZM67 183H68V182H67ZM67 183H66V184H67ZM72 183H73V182H72ZM90 183H91V182H90ZM99 183H100V182H99ZM207 183H208V182H207ZM218 183H219V181H218ZM218 183H217V181H216V184H215V185L217 186ZM231 183H232V182H231ZM233 183H234V182H233ZM233 183H232V184H233ZM13 184H11V185H13ZM35 184H36V183H35ZM37 184H39V183H37ZM46 184H47V181H46V183H45V186H44V185H42V186H43V187H46ZM79 184L83 185L81 182H80ZM91 184H92V183H91ZM93 184H94V182H93ZM93 184H92V185H93ZM95 184H96V183H95ZM210 184H213V183H210ZM236 184L241 186V184H238L237 182H235V185H236ZM26 185H25V187H26ZM56 185H57V184H56ZM60 185H61V181H60ZM60 185H59V186H60ZM98 185H99V184H97V185L95 186V187H96V188H95L96 190H98V188H97ZM101 185H102V183H101ZM101 185H100V186H101ZM107 185H108V184H107ZM107 185H104V186H107ZM205 185H206V184H204L203 186H204V187L208 186V185H206V186H205ZM223 185H224V184H223ZM223 185H222V187H225V186H223ZM225 185L228 186V184H225ZM13 186H14V185H13ZM28 186H31V187H32L33 185H32V184H29ZM28 186H27V187H28ZM37 186H38L39 188L41 187V186H39V185H37ZM50 186L52 187V185H50ZM59 186H58L57 188H59ZM63 186H64V185H63ZM71 186H72V185H71ZM218 186H219V185H218ZM227 186H226V187H227ZM232 186H233V185H232ZM240 186H239V187H240ZM11 187H12V186H11ZM25 187H24V188H25ZM31 187H30V188H31ZM66 187L69 188V185L66 186ZM79 187H80V185H79ZM85 187H86V186H85ZM92 187H93V186H92ZM101 187H102V186H101ZM108 187H109V186H108ZM204 187H203V188H204ZM209 187H210V186H209ZM213 187H215V186L213 185ZM220 187H221V186H219V188H220ZM229 187H230V186H229ZM32 188H33V187H32ZM39 188H35V189H36V190H39ZM71 188H72V187H71ZM93 188H94V187H93ZM103 188H104V187H103ZM203 188H202V189H203ZM206 188H207V187H206ZM219 188L217 187L216 190L219 189ZM230 188H232V187H230ZM15 189H16V188H15ZM40 189H42V188H40ZM59 189H62V188H59ZM59 189H57V190H59ZM65 189H66V188H65ZM69 189H70V188H69ZM84 189H85V188H84ZM88 189H89V187H88ZM106 189H107V188H105V190H106ZM220 189H221V188H220ZM220 189L217 190L216 192L218 193V191L220 192L221 190H223V192H222V191H221V192L224 193L225 188H224V189H221V190H220ZM234 189L236 190L237 187L235 186ZM239 189H240V188H238V190H239ZM13 190H14V188H13ZM25 190H27V189H25ZM25 190H24V191H25ZM31 190H32V189H31ZM31 190L29 189V192L26 191L27 194H28V193L30 194V191H31ZM36 190H35V191H36ZM62 190H64V189H62ZM71 190H72V189H71ZM81 190H83V188H82ZM81 190H80V191H81ZM86 190H87V188L85 189V191H86ZM89 190H90V191L92 190L91 186H90V189H89ZM89 190H88V191H89ZM93 190H94V189H93ZM102 190H103V189H102ZM207 190L209 191L208 188H207ZM207 190H206V192H207ZM214 190H215V189H214ZM33 191H34V190H33ZM35 191H34V192H35ZM65 191H66V190H65ZM69 191H70V190H69ZM72 191H73V190H72ZM88 191H87V192H88ZM98 191H99V190H98ZM192 191H193V188H192ZM204 191H205V189H204ZM240 191H241V190H240ZM15 192H16V191H15ZM26 192H23V193L26 194ZM37 192H39V191H36L35 193L37 194ZM42 192H44V191H42ZM55 192H56V191H55ZM60 192H61V191H60ZM66 192H67V191H66ZM73 192H74V191H73ZM185 192H187V191H185ZM188 192H189V191H188ZM209 192H210V191H209ZM12 193H13V192H12ZM12 193L10 192V194H12ZM32 193H33V192H31V194H32ZM35 193H33V194L36 195ZM44 193H45V192H44ZM56 193L59 194V192H56ZM76 193H77V192H76ZM83 193H85V192H83ZM83 193L81 192V194H83ZM91 193H92V192H91ZM190 193H191V192H190ZM192 193H193V192H192ZM192 193H191V194H192ZM199 193H200V191H199ZM225 193H226V192H225ZM225 193H224V195H225ZM229 193L231 194V193H233V192H229ZM38 194H39V193H38ZM46 194H47V193H46ZM66 194H67V193H66ZM71 194H72V193H71ZM97 194H98V193H97ZM183 194H184V193H183ZM205 194L207 195V193H204V195H205ZM214 194H215V193H214ZM234 194H235V193H233V195H234ZM14 195H15V194H14ZM49 195H50V193H49ZM60 195H61V194H60ZM67 195H68V194H67ZM73 195H74V194H73ZM79 195H80V193L77 194L78 197H79ZM89 195H90V194H89ZM93 195H95V197H96V193H95V194L92 193V196H93ZM98 195H99V194H98ZM204 195H203V196H204ZM206 195H205V196H206ZM208 195H210V194H208ZM216 195H217V194H216ZM222 195H223V194H222ZM222 195H221V193H220L219 195H217V196L219 197V198L217 197V198H218L217 200H219V199H220V196H222ZM224 195H223V196H224ZM8 196H10V195H8ZM11 196H12V197H11V200H12V198H13L14 196H13V194H12ZM30 196H31V195H30ZM30 196L28 197V199H29V198H32V196H31V197H30ZM44 196H45V195H44ZM44 196H41V195H40V197H39V196L36 195V196H33V197H36V198H40V199H42V200H45V199H43ZM69 196H70V195H69ZM74 196H76V195H74ZM90 196H91V195H90ZM187 196H189V193H188ZM201 196H202V194H201ZM223 196H222V200H223ZM23 197H24V196H22L21 198H23ZM41 197H42V198H41ZM55 197H56V195H55ZM55 197H54V199H55ZM64 197H65V196H64ZM70 197H71V196H70ZM82 197H83V196H82ZM211 197H212V196H211ZM213 197H214V196H213ZM213 197H212V198H213ZM233 197H234V196H233ZM21 198H20V199H21ZM26 198H27V197H25V200H26ZM36 198H35V199H36ZM46 198H48V197H46ZM49 198H50V197H49ZM61 198H62V197H60V199H61ZM65 198H66V197H65ZM93 198H94V197H93ZM98 198H99V199L101 200V202H102V198H100V197H98ZM187 198H188V197H186V199H187ZM212 198H210V199H212ZM225 198H226V196H225ZM227 198H228V197H227ZM33 199H34V198H33ZM35 199H34V200H31V201H32L31 204L33 203V201H35ZM40 199H38V200H40ZM52 199H53V198H52ZM52 199H51V201H50V199H49V201H50L51 203L53 202ZM87 199H88V198H87ZM204 199H205V198H203V200H204ZM210 199H209V202H208V203L212 202V201H210ZM229 199H230V198H229ZM25 200L22 199V200H20V201H22V202L24 201V202H25ZM42 200H40L41 202H40V201H39V202H36V206H37L38 204H39V206H42V205H43L44 207H45V206H47V207H48V206H50V207H53V206H54L53 204L45 205V204L50 203V202H46V203H45V201L42 202ZM47 200H48V199H47ZM70 200H71V199H70ZM84 200H85V199H84ZM88 200H89V199H88ZM88 200H87V201H88ZM90 200H91V198H90ZM90 200H89V202H91ZM183 200H184V199L182 198V201H183ZM212 200H213V199H212ZM16 201H17V200H16ZM60 201H62V200H60ZM74 201H75V200H74ZM182 201H180V199H179V202H180V203H181ZM186 201H187V200H186ZM12 202H14V203H12ZM18 202H19V201H18ZM54 202L56 203V199H55ZM57 202H58V200H57ZM65 202H66V199H65ZM65 202H63V203H65ZM176 202H178V201H176ZM184 202H185V200H184ZM184 202L182 203V205L184 204ZM219 202H220V201H219ZM231 202H232V201H231ZM231 202H230V204H231ZM8 203H10L9 206L11 205V207L13 208V206H14L17 202H15V201H11V202H8ZM19 203H20V202H19ZM37 203H38V204H37ZM41 203H42V204H41ZM43 203H44V204H43ZM67 203L69 204V202H67ZM73 203H74V202H73ZM98 203H99V201H98ZM216 203H217V202H216ZM216 203H215V204H216ZM12 204H13V205H12ZM31 204H29V205H30V206H29V209H30V208H33V205H31ZM40 204H41V205H40ZM88 204H89V203H88ZM101 204H102V203H101ZM101 204H100V205H101ZM194 204H195V202H194ZM194 204H193V201H192V205H194ZM201 204H202V203H201ZM5 205H7V204H5ZM22 205H23V204H22ZM51 205H53V206H51ZM55 205H58V204H55ZM59 205H60V203H59ZM61 205H62V204H61ZM66 205H67V204H66ZM90 205H91V204H90ZM98 205H99V204H98ZM98 205H97V207H98ZM177 205L179 206V203H177ZM185 205H186V204H184V206H185ZM188 205H189V202H188V204H187L186 206H188ZM199 205H200V204H199ZM199 205H198V206H199ZM212 205H214V204H212ZM7 206H8V205H7ZM23 206H24V207L21 206L23 209H22V208H20V209H21L22 211L24 210V212H22V211H20L21 213H20V212H15V211H16V210H15L14 213H15V214H18V215H21V214L25 213V211H28V210H29V209H26V210H25V208H28V205H26V207H25V204H24ZM39 206H38V207H39ZM71 206H72V205H71ZM79 206H80V205H79ZM180 206H181V204H180ZM180 206H179V208H180ZM184 206H183V208H184ZM186 206H185V207H186ZM196 206H197V205H195V207H196ZM206 206H207V205H206ZM217 206H218V205L216 204V207H217ZM233 206H234V204H233ZM233 206H231V207H233ZM11 207H10V209H11ZM34 207H35V205H34ZM47 207H46V208H47ZM54 207H55V209H56V206H54ZM59 207H60V206H59ZM62 207H63V206H62ZM64 207H66V206H64ZM99 207H100V206H99ZM188 207H189V206H188ZM188 207H187V208H188ZM190 207H191V206H190ZM190 207H189V208H190ZM195 207H194V208H195ZM199 207H202V208H199V209H201V210L203 209L202 211H204V205L199 206ZM234 207H235V206H234ZM183 208H182V211H184V210H185V211H188V210H189V209L186 210V209H183ZM217 208H218V207H217ZM240 208H242L241 205H240ZM13 209H14V208H13ZM52 209H53V208H51V210H49V211H50L49 216H51V217L55 216V214H53V212L55 211V209H53V211H52ZM57 209H58V208H57ZM78 209H79V208H78ZM89 209H90V207L88 208V211H89ZM96 209H97V208H96ZM180 209H181V208H180ZM195 209H196V208H195ZM212 209H213V207H212ZM226 209H227V208H226ZM36 210H39V209H36ZM45 210H48V209H45ZM45 210H44V211H45ZM62 210H63V209H62ZM69 210H70V209H69ZM197 210H198V209H196L195 211L199 213L200 210H198V211H197ZM206 210H207V209H206ZM216 210H217V209H216ZM227 210H228V209H227ZM231 210L234 211V209H232V208H231ZM236 210H237V209H236ZM238 210H241V209H239V207H238ZM18 211H19V209H18ZM63 211H64V210H63ZM67 211H68V209H67ZM67 211H66V212H67ZM97 211H98V210H97ZM185 211H184V213H185ZM202 211H200V212H202ZM208 211H209V209H208ZM29 212H30V211H29ZM38 212H39V211H38ZM51 212H52V214H51ZM204 212H205V211H204ZM206 212H207V211H206ZM210 212H211V211H210ZM210 212H209V213H210ZM212 212H216V211L212 210ZM212 212H211V213H212ZM224 212H225V211H224ZM227 212H228V211H227ZM229 212H231V211L229 210ZM242 212H243V211H242ZM242 212H240V213H242ZM19 213H20V214H19ZM32 213H34V212L32 211ZM54 213H56V212H54ZM61 213H62V212H61ZM67 213H68V212H67ZM67 213H65V214H67ZM86 213H87V212H86ZM91 213H92V212H90V214H91ZM198 213H197V214H198ZM207 213H208V212H207ZM231 213H232V212H231ZM233 213H235V212H233ZM233 213H232V214H233ZM15 214H12V216H13V215H14V217L17 216V215H15ZM27 214H28V213H27ZM29 214H30V213H29ZM35 214H36V213H35ZM212 214H213V213H212ZM214 214H215V213H214ZM214 214H213L212 216H214ZM232 214H231V215H232ZM245 214H246V213H245ZM245 214H244V215H245ZM25 215H26V213H25ZM31 215H33V214H30V216H31ZM52 215H53V216H52ZM57 215H58V214H57ZM67 215H68V214H67ZM67 215H66V216H67ZM97 215H98V214H97ZM199 215H200V214H199ZM205 215H206V214H205ZM208 215H209V214H208ZM217 215H218V212H217ZM217 215H216V216H217ZM220 215H221V214H220ZM222 215H224V214H222ZM222 215H221V216H222ZM23 216H24V215H23ZM26 216H27V215H26ZM40 216H41V215H40ZM47 216H48V213H47ZM201 216H204V214H202ZM201 216H199V217H201ZM212 216H211L210 218H212ZM221 216H220V217H221ZM247 216H248V215H247ZM10 217H11V216H10ZM21 217H22V215H21ZM33 217H34V215H33ZM51 217H50V218H51ZM64 217H65V215H64ZM69 217H70V216H67V218H69ZM92 217H93V216H92ZM92 217H91V219H92ZM98 217H99V215H98ZM100 217H101V216H100ZM100 217H99V218H100ZM214 217H215V216H214ZM217 217H218V216H217ZM229 217H230V216H229ZM231 217H232V216H231ZM238 217H239V216H238ZM7 218H8V217H7ZM24 218H25V217H24ZM28 218H29V216H28L26 219H28ZM39 218H40V217H39ZM53 218H55V217H53ZM93 218H95V217H93ZM99 218H97V219H99ZM206 218H208V216H206ZM206 218H205V216H204V220L201 219V218H200V219L203 220V221H206V220H207ZM210 218H208V219H210ZM218 218H219V217H218ZM245 218H246V215H245ZM249 218H250V219H249ZM263 218H264V217H263ZM43 219H44V218H43ZM55 219H56V218H55ZM59 219H60V218H59ZM200 219H199V220H200ZM205 219H206V220H205ZM219 219H220V218H219ZM4 220H5V219H4ZM7 220H8V219H7ZM38 220H39V219H38ZM52 220H53V219H52ZM63 220H66V219L63 218ZM63 220L60 219L59 222H63ZM262 220H263V219H262ZM262 220H261V221H262ZM23 221H24V219H23ZM40 221H42V220H40ZM57 221H58V220H57ZM93 221H94V219H93ZM100 221H102V220H100ZM220 221H221V222H220ZM223 221L225 222V219H224V218H223ZM7 222H8V221H7ZM11 222H12V221H11ZM25 222H26V221H25ZM54 222H55V220H54ZM66 222H67V223H68V222H71V219L69 218L68 221L66 220ZM214 222H216V220H215ZM214 222H213V224H211V225H214ZM218 222L222 224V219L218 220ZM259 222H260V221H259ZM12 223H14V221H13ZM12 223H11V225H12ZM16 223H17V224H16ZM92 223H93V222H92ZM92 223H91V224H92ZM97 223L99 224V222H97ZM100 223H101V222H100ZM5 224L8 225V223H5ZM14 224H15L14 227H17V225H18L19 223H18L17 221H15ZM46 224H47V223H46ZM51 224H52V225H51ZM57 224H58V226H59L60 223L57 222ZM61 224H62V223H61ZM61 224H60V225H61ZM64 224H65V223H64ZM73 224H74V223H73ZM73 224H72V225H73ZM2 225H3V222H2ZM9 225H10V224H9ZM11 225H10V226H11ZM54 225H55V224L50 223V227H51L52 229H53V226H54ZM66 225H67V224H66ZM215 225H216V224H215ZM218 225H219V224H218ZM4 226H5V225H3L2 227L4 228ZM47 226L49 227V223L47 224ZM47 226L45 225L46 229H47ZM56 226H57V225H56ZM64 226H65V225H64ZM64 226H63V227H64ZM67 226H68V225H67ZM69 226H70V223H69ZM90 226H91V225H90ZM248 226H250V223H249V225H247V227H248ZM0 227H1V225H0ZM5 227H6V226H5ZM63 227H62V228H63ZM247 227H246V229H247ZM7 228H8V227H6V228H4V229H7ZM11 228H13V226H11ZM35 228H36V227L33 226V230H31L32 233H34L33 231H35V233H34L33 235L36 234V231H37V232H39V231L41 232V228H42V227L39 229V231H38V228H37L36 230H34ZM51 228H50L49 230L53 231ZM56 228H57V229H61V227H59V228H58V227H55V229H56ZM8 229H9V228H8ZM8 229H7V230H8ZM27 229H28V228H27ZM42 229H44V227H43ZM55 229H54V235H56L55 233L59 231V230H56V232H55ZM69 229H70V228H69ZM88 229H89V227H88ZM248 229H249V227H248ZM89 230H90V229H89ZM0 231H1V229H0ZM19 231H20V230H19ZM19 231H18V232H19ZM25 231H26V232H25ZM25 231H23V233L21 232V233L23 234V236H22V234H21V236L19 235V236L21 237V238L19 237L20 239L18 238L19 241H20L23 237H25V238H23V240H25V239H27L29 236H32V239H33V235H32V233H31V231H28V232L31 233V235L27 232V230H25ZM67 231H68V228H67ZM91 231H92V230H91ZM40 232H39V233H40ZM42 232H43V231H42ZM46 232H47V231L45 230V232H44V233H45V236H47L49 233H51V232H49V233H46ZM60 232H61V231H59V233H60ZM62 232H63V230H62ZM232 232H233V231H232ZM25 233H26V234H25ZM27 233H28L29 235H28V237L26 238ZM2 234H3V233H2ZM46 234H47V235H46ZM227 234H228V233H227ZM25 235H26V236H25ZM37 235L39 236V234H37ZM37 235H35V237H36ZM233 235H234V234H233ZM6 236H7V235H6ZM6 236H5V237H6ZM12 236H13V235H12ZM12 236H11V237H12ZM14 236H15V235H14ZM17 236H18V235H17ZM45 236H44V237H45ZM49 236H50V234H49ZM51 236H52V235H51ZM220 236H221V235H220ZM3 237H4V236H3ZM5 237H4V238H5ZM39 237H40V236H39ZM44 237H43V238H40V239L44 240ZM47 237H48V236H47ZM47 237H46V238H47ZM55 237L57 238L58 241L56 240ZM58 237H59V235L54 236V237H53V239L55 238L54 241L51 240L52 237H49V239H50V240H49L50 243L53 242V244H60V243H59L60 239H58ZM234 237H235V236H234ZM6 238H8V237H6ZM30 238H31V237H30ZM36 238L38 239V237H36ZM67 238H68V237H66V239H67ZM32 239H31V240H32ZM237 239H238V238H237ZM239 239H240V238H239ZM1 240H2V237H1ZM28 240H29V239H28ZM38 240H39V239H38ZM38 240H35V241L37 242ZM45 240H46V239H45ZM47 240H48V238H47ZM64 240H65V238H64ZM68 240H71V239L68 238L67 241H68ZM224 240H225V239H224ZM9 241H11V240H9ZM12 241H15V238H14ZM17 241H18V240H17ZM21 241H22V240H21ZM32 241L34 242V240H32ZM56 241H57V242H56ZM72 241H73V240H71V242H72ZM29 242H30V240H29ZM33 242H30L31 245H33ZM36 242H34V244H35ZM38 242H39V241H38ZM43 242L45 243L46 241H43ZM43 242L40 240V243H43ZM60 242H61V241H60ZM62 242H63V241H62ZM62 242H61V243H62ZM64 242L66 243V241H64ZM64 242H63V243H64ZM48 243H49V242H48ZM48 243H47V244H48ZM224 243H225V242H224ZM37 244L40 245L39 243H36V245H37ZM53 244H50V245H53ZM36 245H35V246H36ZM43 245H44V244H43ZM43 245H42V246H43ZM48 245H49V244H48ZM218 245H219V244H218ZM40 246H41V245H40ZM44 246H45V245H44ZM215 246H216V245H215ZM215 246H214V247H215ZM222 247H223V246H222ZM243 250H244V249H243ZM41 252H42V251H39L38 254H40ZM42 253L49 254V253H46V252H42ZM227 253H228V252H227ZM45 254H44V256H45ZM49 255L51 256L52 254L50 253ZM227 255H228V254H227ZM41 256H43V254H41ZM47 256H48V255H47ZM47 256H45V257H47ZM229 258H231V257H229ZM225 259H228V258H225ZM231 259H232V258H231ZM258 260L256 261L257 263L254 262V264H255V263H256V264H259V263H258V262H259ZM225 261H227V260H225ZM243 261H244V260H243ZM250 261H251V260H250ZM251 262H252V261H251ZM247 263H248V262H247ZM247 263H246V264H247Z\"/></svg>",
    "mask_w": 264,
    "mask_h": 264
}]
</instances>
